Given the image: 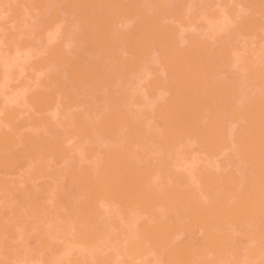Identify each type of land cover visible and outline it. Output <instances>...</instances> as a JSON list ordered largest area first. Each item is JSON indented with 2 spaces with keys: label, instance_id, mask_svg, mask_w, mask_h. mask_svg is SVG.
I'll return each mask as SVG.
<instances>
[{
  "label": "rangeland",
  "instance_id": "rangeland-1",
  "mask_svg": "<svg viewBox=\"0 0 264 264\" xmlns=\"http://www.w3.org/2000/svg\"><path fill=\"white\" fill-rule=\"evenodd\" d=\"M77 1L80 2V0H77ZM77 1L75 2L74 0H63V1L62 0H59V1L58 0H0V264H177V263L178 264H182V263L183 264H204V263L206 264L207 263L209 264H215V263L216 264H264V253H263L264 252L263 250L264 248V243H263L264 242L263 241L264 240V207H263L264 192H262L264 191V163H263L264 162V157H263L264 156V144H262L264 143V128H263L264 127V120H263L264 119V114H263L264 113L263 111L264 110V74H262L264 73V36H262L264 35V32H263L264 28H262L264 27V23H263L264 22L263 20L264 19V10H263L264 3L263 2L261 3V1L263 0H246V2L249 1L248 4L245 2V0H115L117 2L119 1V3L113 2L114 0H108V1L107 0H93V1L83 0L84 3L88 1V3H85L86 7L90 5L87 9H89L90 12L92 10L94 11V12L92 11V14H91L92 17L95 12H97L96 13L97 15L99 14V16H102V17L98 16L100 18L98 21H97L98 17H96L97 19L93 17L94 19L92 18L91 20L89 19L90 18L88 14L89 10L86 11V14L88 16L87 19H89L90 22L92 21L93 22L92 24H94L93 20H95V28L94 26L92 27V24H91L90 27L92 28L90 29L87 26L88 24L90 25V22L89 23L85 22L87 21V19H83L87 17L84 15V13L82 14V12L86 9H84L82 2L78 3ZM111 1L113 2V4ZM252 1L254 3H252ZM66 2L68 3L66 4ZM109 2H111L110 5L112 6L114 5V3H116L115 8L117 9H113L114 7L111 8V10L113 9V11L115 10V12L117 13L116 14L115 12L112 11L113 14L116 15L115 17L113 16V14H111L112 12L109 11L110 9ZM106 3L108 4L109 8L106 6L107 5ZM81 4H82V8L84 9L83 11L81 10L82 8L80 7ZM250 4L251 5L254 4V5L251 7ZM91 5L93 7L92 10L90 9L92 8ZM255 5H256V8L254 7ZM78 7H80V10L82 12H80V10L77 9ZM96 7L98 8L96 9ZM137 7L138 9H135ZM159 7L161 9H164L165 11L164 10L160 11L161 9ZM106 8L111 13L105 10ZM141 8H142V11H141ZM157 8H159L160 10L158 9L159 10L158 11ZM65 10H67L68 12ZM252 10H254V12ZM259 10L261 13L259 12ZM71 11H72V14H71ZM103 11L108 12L107 14L109 18H107L106 13L104 15L102 14ZM127 11L128 12L130 11L132 13L129 12L128 14ZM257 11L258 13H256ZM73 12L75 15L73 14ZM77 12L79 14H77ZM142 12L144 15L142 14ZM169 12L170 13L172 12V13L170 14ZM119 14H121V16ZM137 15H141L142 17L140 18V16H137ZM53 16H56V17H53ZM103 16H105L106 18ZM131 17H133L134 19L133 18L130 19ZM101 18L103 21L101 20ZM141 19L143 21L145 19L148 22L147 23L146 21L143 22ZM100 20L104 22L102 23L103 25L100 23L101 22ZM78 21L79 23L81 21V23L79 24ZM83 22H85L86 24L88 23V24L86 25ZM254 23H255V26H254ZM145 24L146 25L148 24L147 25L148 27H146ZM158 25H159V28H158ZM81 26H82V29H81ZM101 26L104 29L101 28ZM105 26L106 27L108 26L107 27L108 29ZM140 27L143 28V30ZM258 27H261L262 29ZM99 28H101L102 30L100 31ZM86 29H88L89 32L88 30L86 32L85 31ZM91 29L93 32L91 31ZM63 30L65 32H63ZM149 30L151 32L147 33ZM83 31H85L86 33ZM94 32H96V34ZM116 32L117 33L119 32V33L117 34ZM142 32H143V35H142ZM107 33L109 34V36L110 35L111 36L109 37ZM146 33L152 34V36H155L153 37L154 39L152 40L151 36L149 35V37L151 38V41L149 42V37H147ZM239 33L240 35H238ZM249 33H251L252 35L249 36ZM79 34L81 38L79 37L78 39ZM123 34L124 36H122ZM70 35L72 36V39ZM82 36L85 38H82ZM97 36H99L98 39H96ZM165 36L167 37V39L169 37L170 38L167 40ZM259 37H260V40H259ZM145 38H147L148 40L147 42ZM106 39H107V42L109 43L106 42ZM155 39H158V40L155 41ZM103 40H105L104 41L105 44H103L104 43ZM130 40L134 43L135 41L138 43L137 44L135 43V46H134V43L130 44L131 42ZM141 40L143 42H141ZM91 41L93 44H95V46L92 45ZM99 41L102 42V45H105V47L108 48V50H106L108 52L105 51V47L103 48ZM154 41H155V44H157L158 46L154 44ZM81 43H82V46H81ZM121 43L125 49L121 46ZM88 44H89V47H88ZM129 44L131 45L132 48L129 46ZM116 45H118L119 48ZM124 45H126V47ZM99 46L105 52H103L101 48H100L101 50L100 52ZM137 46L139 47L137 48ZM159 46L161 49L159 48ZM201 46L202 48L204 47L203 50L205 49L206 53L211 52L209 53V56H206L208 53L206 54L204 51L203 53L205 55L202 53V51L201 53L199 52L200 50H202V48H200ZM80 47H82V49H80ZM198 47L199 49H197L196 51V48ZM77 48L79 50H77ZM94 48H96V51ZM165 48H168V49H165ZM140 49L142 52L144 51L145 54L141 53ZM145 49L148 51H145ZM175 49H177L178 51ZM97 50L99 53L97 52ZM133 50H135V52ZM88 51H90V53ZM93 52L95 53V55ZM131 52L133 54H131ZM109 53L111 54V56ZM146 53L148 54V56ZM162 53L168 54V55H163ZM177 53L180 55L183 54L187 62L184 60L185 58H183V56L179 59L180 56L177 55ZM184 53L185 55L187 54L188 58L187 56L184 55ZM199 53L203 54L204 56L203 55L199 56L200 55ZM87 54H88V57H87ZM90 54L91 56H93L92 58ZM137 54L138 55L141 54L142 57L138 56ZM134 55H137V57H135ZM168 56L171 60H169ZM202 56L205 58L210 57V59L213 60V64H211V67L209 66L210 61H208L209 63L206 64L205 60L207 59L202 58ZM172 58L175 60H173ZM58 59H61V60H58ZM67 59H69L70 61ZM86 59L88 62L86 61ZM181 59L182 61H180ZM83 60H85L86 62L85 61L83 62ZM50 61L52 62L50 63ZM174 61L175 62L177 61V63H175L176 65L174 64ZM92 62L94 63L95 67ZM178 62L179 63L182 62L181 63L182 65L179 64ZM214 62L216 63V65H214L215 64ZM121 63H124V65H127V66H124ZM136 63H138L139 65ZM164 63H165V66L163 65ZM67 64H69L70 66L72 64H75V65H72L73 66L72 68V66L70 67ZM155 64H157V66ZM169 65H171V67H169ZM189 65L191 69L187 68L189 67ZM207 65L210 68L207 67ZM217 65L218 67L216 68ZM60 66H62L63 70L61 69ZM213 66L215 68H213ZM59 67L61 70L59 69ZM74 67H76V69H74ZM85 67L87 68L88 71L85 70L86 69ZM205 68L206 70H204ZM208 68L212 70L210 71L208 70ZM66 69L68 70V72ZM73 69L75 70L74 72H72ZM81 69L85 70L86 72L82 71ZM176 69H178L179 71ZM78 70L80 72H78ZM203 70L209 72L207 73L208 76L210 75L209 78L208 76H206L207 78L205 77V75L207 74H205ZM81 71L83 72V75L81 74L82 73ZM106 71L108 72V74ZM109 71L112 72L115 76L113 74H110ZM75 72L77 75H73V73L75 74ZM175 72H176V76H173L172 74H175ZM193 72H196L195 74L204 73V75L201 74L202 76L199 75L198 77L200 78H197V76L195 77V74L193 75ZM257 72L260 75H258ZM66 73H69V74H66ZM86 73H89V74H86ZM104 73L106 76L104 75ZM189 73L191 74V76ZM80 74H81V77L83 76L82 78L78 76ZM246 75H249V76H246ZM76 76H78L77 80H79V82L76 80L75 78ZM93 76H96L97 78ZM108 76L109 78H106ZM119 76L120 78H118ZM231 76L232 77L234 76V77L232 78ZM121 77L122 79H125V80H122ZM174 77L176 78L174 79ZM179 78L180 79L183 78V79L180 80ZM185 79L186 80L188 79L189 81H186ZM126 80L128 84H126ZM225 80H226V83H225ZM64 81L66 84L64 83ZM105 81L106 83H109V82L110 83L106 84ZM200 81H202L203 83H201ZM205 81H207L208 84ZM168 82L170 83V85ZM94 83H96L99 88ZM187 83L190 84V87H189V84ZM67 84L68 86H66ZM86 84L88 86H86ZM149 84H151L152 87L149 86ZM195 84L196 86H194ZM232 84L235 87H233ZM79 85L81 87H79ZM133 85H135L134 86L135 88L133 87ZM172 85L175 87H173ZM197 85L199 87H197ZM63 86L64 87L66 86L65 87L66 89ZM128 86L131 88H129ZM177 86L180 88H178ZM200 86H203V87H200ZM168 87H170L171 91L173 92H170V89ZM186 87L188 90L186 89ZM200 88L202 92L200 91ZM78 89L81 90V92ZM207 89H208V92H207ZM213 89L214 90L216 89V90L214 91ZM174 90L175 91L179 90V94H178V91H176L177 92L176 93ZM222 90H224V92ZM186 92H188L189 94L187 93L188 94L187 95ZM203 92L204 93L207 92V93L203 94ZM227 92H229V95H227L228 94ZM90 93L92 94L90 95ZM183 93L185 96L183 95ZM239 93L242 96H240ZM221 94L226 95V96L223 97ZM186 95L189 97H187ZM194 95L196 96V98ZM37 96H39L40 98L38 97L37 99ZM202 97L204 98L203 100H202ZM220 97H223L224 99L221 98L222 99L221 101ZM239 97L240 99H236ZM96 98H100V99H96ZM169 98L170 100L168 101ZM181 98H183L184 100ZM215 99L216 100L220 99V101L222 102L221 104H223L222 105L223 107L221 106L220 101H218L219 103H217ZM234 100L236 102H234ZM242 100H245V101H242ZM212 101L215 103L213 104ZM68 102L69 103L71 102V103L69 104ZM239 102L242 104V106ZM144 103H147L148 106ZM170 103L171 104L174 103V104L171 105ZM196 103L197 105H195ZM227 103L228 105L231 103V105L227 106L226 105ZM203 104L205 107L203 106ZM207 104L209 105L211 104L212 106L213 105L215 106L216 104L218 109L219 110L221 109V111L216 110L217 109L216 106L212 107L211 105L209 106ZM157 105L159 106L160 109L157 107ZM160 105H162L163 108ZM93 106L94 107L96 106V107L94 108ZM177 107L180 109H178ZM175 108L177 109V111L178 110L179 111L177 112ZM189 108L190 110H188ZM227 108L229 109V112L228 111L226 112ZM164 109L167 111H165ZM191 109L193 110L191 111ZM231 110H233V112ZM255 110L258 112H256ZM150 111L152 113H150ZM160 111H162V114L165 115L166 117L160 114ZM139 112H142V113H139ZM201 112L203 115L201 114ZM248 112L250 113L251 116L249 115ZM143 113L144 114L146 113V114L144 115ZM211 113L213 115H211ZM171 114L174 116H172ZM229 115H231L230 117L232 118L228 119ZM129 116L131 118H129ZM191 116H193L194 118ZM196 116L198 119L196 118ZM243 116H247V117L244 118ZM122 117L123 118L127 117V118L123 119ZM161 117L163 118L161 119ZM112 118L114 119L113 121H112ZM200 118L203 121L200 120ZM109 121L110 123H108ZM127 121L129 122V124L127 123ZM164 121H166L165 124H164ZM83 122H86V124H88L89 126ZM199 122L202 123L200 124L201 126L203 125L202 128H200L201 126L199 125ZM80 123L82 124V126ZM66 124H68V126ZM161 124H163L164 126ZM166 124L167 125L170 124L169 128ZM173 124H175V126ZM179 124L181 126H179ZM186 124H189V127ZM190 124L192 127L190 126ZM78 125H80L79 126L80 128L78 127ZM138 125L140 126L138 127ZM142 126L143 128H141ZM256 126L258 127V129ZM171 127L173 128L171 129ZM186 127L190 128L192 131L190 129L188 130ZM206 127L211 129L212 132L209 129L207 130ZM195 128H196V132H194ZM173 130L174 131L176 130V132L177 131L178 132L176 133ZM70 132L73 134H71ZM258 132L263 135H260ZM78 133L79 134L81 133V134L78 135ZM93 133L96 135H94ZM127 133L128 134L130 133V134L128 135ZM132 133L134 134V137ZM168 134L170 136L166 137V135ZM197 134L201 135V137H199ZM204 134H206L207 138L205 137ZM212 134L214 135L212 136ZM87 135L88 136L91 135V136L87 137ZM108 135L110 139L107 137ZM247 135L249 137H247ZM254 136L257 137V140L255 139ZM147 137L150 138V140H148ZM162 137L165 138L167 142ZM128 138H130V140ZM161 138L163 141L161 140ZM214 138L216 139V141ZM252 138L255 140H253ZM122 139L123 141H121ZM159 139L161 141H159ZM182 139L184 142H182ZM164 141L165 143H167L166 145H164L165 144ZM187 141H189V143ZM242 141H244V143ZM45 142L49 144H46ZM213 142L215 143V145ZM247 143L248 144L250 143V144L246 147ZM178 144L181 145L180 146L181 148L179 147ZM200 144L202 145L200 146ZM207 144L209 147L207 146ZM258 144H260L259 147H258ZM189 146H192V147L190 148ZM249 146H252V147L250 148ZM46 147H48L47 149H49L50 151L47 150ZM51 147H53V149ZM213 147L214 149H212ZM245 147L246 148L249 147L248 148L249 150L246 149ZM201 148L205 150H202ZM238 148L240 151L237 150ZM58 149L60 150V152ZM230 149H231V152H230ZM113 150L116 153H114ZM250 150L252 153L250 152ZM55 151L56 153H53ZM106 151L108 152V154L106 153ZM165 152H166V155H165ZM256 153L261 154L260 157L258 156L259 154L255 155ZM162 156L164 158H162ZM124 158H126V160ZM111 159L112 161L117 159L115 160L116 164H115V161L112 162ZM118 161L120 162L118 163ZM117 164L119 167L117 166ZM123 164L124 166H122ZM260 164L263 167L261 168L262 171L260 169L261 167ZM113 166L114 167L116 166V167L114 168ZM105 167L109 168L110 170ZM114 169H116L115 173L118 170L119 176H117L118 172L117 174L113 173ZM121 171H125L126 173L121 172ZM142 171H144L145 173ZM250 173L251 175H249ZM256 173H257V176H256ZM111 175L115 177L113 176L110 177ZM101 176H105V178L103 177L104 179L101 180L102 179ZM111 178H115V180ZM74 179L75 181H73ZM70 180L72 182H70ZM131 180L134 182H132ZM78 181L80 182L79 185H78ZM94 181L95 182L97 181L96 186H99L100 188L99 187L96 188V186L94 185L96 183ZM98 181L100 182V185L98 184ZM111 181H113V183ZM252 182H254V184H252ZM210 183H213V184L210 185ZM249 185L250 186L253 185L251 186L252 188ZM75 186L77 189L75 188ZM239 186H241L242 188ZM228 187L230 188V190L228 189ZM104 188H108V192H106L107 189H104ZM136 188H139V189L141 188V189L139 191V189H136ZM109 189H111L112 191L111 190L109 191ZM133 189L136 193L133 191ZM210 189H213V190L210 191ZM251 189L252 190L255 189L257 193L255 191H252ZM93 191H94V195H93ZM258 191L262 194H260ZM133 192L135 193V195ZM251 192L253 194H251ZM67 193H69L70 195ZM140 193H141V196H140ZM172 194L175 195V197ZM127 195L130 196L131 198L128 197ZM138 195L140 197H138ZM222 195L225 197L222 198ZM257 195L259 197L258 199L260 198L262 199L261 201L257 199ZM253 196L256 199H254ZM135 197H137L138 199ZM174 199L176 201H174ZM125 200L129 201V203L128 202L126 203ZM169 200L171 201L169 202ZM256 200L258 201V203L260 202L258 204L259 206L256 203L257 207L254 204ZM123 201L125 203H122ZM245 202L248 203L247 204L248 206L246 205ZM78 203L79 204L81 203V204L79 205ZM132 203H135V204H132ZM214 203L215 205L216 204L217 205L214 206ZM235 203L238 206L239 205L241 206L238 207ZM261 203H263V205H261ZM249 204L251 205L249 206ZM88 205L90 206L92 205L94 208L91 207L93 208L91 209L90 206ZM244 206L245 207L247 206V208H245ZM112 207L115 209L113 210ZM139 207L141 208L140 211L138 209ZM237 207L238 208L241 207V208L238 209ZM86 209L88 211L90 209L94 210V212L90 210V212L88 213ZM143 209L145 210L143 211ZM228 209L231 210V213H229ZM150 211L152 212L150 213ZM248 211H250L251 214H249ZM255 211L256 212L258 211V213L256 214ZM227 212L229 213V215ZM201 213L202 214L205 213L204 217L203 215H201ZM221 214H223L222 215L223 217L221 216ZM255 214L256 215L260 214V215L256 216ZM247 215H248V218H247ZM220 216L224 221L220 218ZM227 218H228V221H227ZM246 218H247V221H246ZM231 219H234V221ZM88 220H90V223L88 222ZM134 226H136L135 229H134ZM133 229L136 231H134ZM97 230L99 232H97ZM151 233H152V236H151ZM144 235L146 236V238ZM256 235L259 236V238H257ZM153 236L155 237L153 238ZM159 236H162V237H159ZM205 236L208 237L209 239L208 238L206 239ZM133 237L135 238L133 239ZM107 238L108 240L106 242L105 239ZM150 238L151 240L152 239L153 240L150 241ZM138 239L140 240V243ZM144 243L146 244L144 245ZM138 244L139 246H137ZM163 244L165 247L163 246ZM217 247L218 248L220 247V248L218 249ZM154 248L155 249L157 248V249L155 250ZM140 249H142L143 252H141ZM137 252L139 253L137 254ZM184 253L189 254V255H186V259H185ZM177 256L180 258L179 260H177L178 259ZM207 256H208V259H207ZM224 259H225V263H224ZM184 260L186 262H184Z\"/></svg>",
  "mask_w": 264,
  "mask_h": 264
},
{
  "label": "bare ground",
  "instance_id": "bare-ground-1",
  "mask_svg": "<svg viewBox=\"0 0 264 264\" xmlns=\"http://www.w3.org/2000/svg\"><path fill=\"white\" fill-rule=\"evenodd\" d=\"M58 1H59V0H58ZM62 1H63V0H62ZM74 1L76 2L77 0H74ZM84 1H86V0H84ZM84 1H83V0H82V1L80 0V2H78V1H77V2H78V3H81V2H82V3H83V7H84V9H86V10H84V9L82 8V4H81L80 7L82 8L81 10H82V11L84 10V11L82 12V11L80 10V7H78L77 9L80 10V12H82V14L84 13V15L87 16L86 11L89 10V9H87V8L90 6V5H89L90 3L88 4L89 6L86 7V4H85V3H88V1L85 2V3H84ZM91 1H93V0H91ZM107 1H108V0H107ZM35 2H36V1H35ZM68 2H69V1H68ZM68 2H66V4H67ZM95 2H97V1H95ZM101 2H102V1H101ZM111 2H112V1H111ZM111 2H109V5H110ZM113 2H117V1L114 0ZM113 2H112V4H113ZM121 2H122V1H121ZM243 2H244V1H243ZM245 2H246V0H245ZM248 2H249V1H248ZM248 2H246V3L248 4ZM250 2H251V1H250ZM262 2L264 3V0L261 1V3H262ZM40 3H41V2H40ZM40 3H39V4H40ZM73 3H74V2H73ZM92 3H94V2H92ZM117 3H119V1H118ZM138 3H139V2H138ZM252 3H254V2L252 1ZM33 4H34V3H33ZM33 4H32V6H33ZM58 4H59V3H58ZM97 4H98V3H97ZM102 4H103V3H102ZM106 4H107V3H106ZM106 4H105V5H106ZM136 4H137V3H136ZM247 4H246V5H247ZM37 5H38V3H37ZM69 5H70V4H69ZM69 5H67V6H69ZM93 5H94V4H93ZM103 5H104V4H103ZM115 5H116V3H114L113 6L110 5V6H109V7H110L109 11L112 12L113 9H117V8H115ZM133 5H134V4H133ZM139 5H140V4H139ZM250 5H251V4H250ZM253 5H254V4H252L251 7H252ZM256 5H257V4H256ZM256 5L254 6L255 8H256ZM261 5H262V4H261ZM35 6H36V5H35ZM72 6H73V4H72ZM78 6H79V5H78ZM94 6H95V5H94ZM106 6L108 7V4H107ZM106 6H105V7H106ZM111 6H112V7H111ZM117 6H118V5H117ZM120 6H121V5H120ZM120 6H119V8H120ZM125 6H126V5H125ZM154 6H155V5H154ZM75 7H76V6H75ZM85 7H86V8H85ZM91 7H92V5H91ZM105 7H104V8H105ZM109 7H108V8H109ZM113 7H114V8H113ZM139 7H140V6H139ZM162 7H163V5H162ZM249 7H250V6H249ZM263 7H264V6H263ZM263 7H262V8H263ZM68 8H69V7H68ZM68 8H67V9H68ZM71 8H72V7H71ZM73 8H74V7H73ZM97 8H98V7H96V9H97ZM111 8H113V9L111 10ZM159 8H160V7H159ZM159 8H157V10H158ZM262 8H260V9H262ZM90 9L92 10L93 7L90 8ZM124 9H125V8H124ZM124 9H123V10H124ZM131 9H132V7H131ZM135 9H138V7L135 8ZM160 9H161V8H160ZM160 9H159V10H160ZM249 9H251V8H249ZM70 10H71V9H70ZM70 10H69V11H70ZM74 10H75V9H74ZM101 10H103V9H101ZM105 10H107V8H106ZM159 10H158V11H159ZM163 10H164V9H161L160 11H163ZM256 10H257V9H256ZM263 10H264V9H263ZM65 11H67V10H65ZM92 11H93V10H92ZM92 11L90 12V10H89V13L87 12V13L89 14V17H90L89 19H91V20H92L93 17L96 18V17L99 16V14L97 15V14H96L97 12H95V13H94L95 15L93 14V17H92V16H91ZM95 11H96V10H95ZM107 11H108V10H107ZM109 11H108V12H109ZM116 11H117V10H116ZM141 11H142V8H141ZM164 11H165V10H164ZM167 11H168V9H167ZM167 11H166V12H167ZM252 11L254 12V10H252ZM67 12H68V11H67ZM78 12H79V11H78ZM78 12H77V14H79ZM93 12H94V11H93ZM100 12H101V11H100ZM108 12H104V11H103L102 14L104 15L105 13L107 14ZM111 12H109V13H111ZM113 12H115V10H114ZM113 12H112L111 14H113ZM125 12H126V11H125ZM129 12H130V11H129ZM129 12L127 11L128 14H129ZM259 12H260V10H259ZM75 13H76V12H75ZM98 13H99V12H98ZM115 13H116V12H115ZM120 13H121V12H120ZM130 13H132V12H130ZM136 13H137V11H136ZM139 13H140V12H139ZM162 13H163V12H162ZM169 13H170V12H169ZM171 13H172V12H171ZM171 13H170V14H171ZM256 13H258V11H257ZM260 13H261V12H260ZM71 14H72V11H71ZM73 14H74V12H73ZM111 14H110V15H111ZM116 14H117V13H116ZM142 14H143V12H142ZM142 14H141V15H142ZM160 14H161V13H160ZM165 14H166V13H165ZM262 14H263V13H262ZM262 14H261V16H262ZM74 15H75V14H74ZM80 15H81V14H80ZM100 15H101V14H100ZM119 15L121 16V14H119ZM119 15H118V16H119ZM132 15H133V14H132ZM141 15H137V16H140V18H141V17H142ZM143 15H144V14H143ZM167 15H169V14H167ZM78 16H79V15H78ZM113 16L115 17L116 15L113 14ZM125 16H126V15H125ZM130 16H131V15H130ZM130 16H129V17H130ZM211 16H212V14H211ZM51 17H52V16H51ZM53 17H56V16H53ZM99 17H102V16H99ZM99 17H98V19L96 18L97 21L100 19ZM103 17H105V16H103ZM123 17H124V16H123ZM129 17H128V18H129ZM209 17H210V16H209ZM214 17H215V16H214ZM248 17H250V16H248ZM259 17H260V16H259ZM87 18H88V16H87L86 18H83V19H87ZM105 18H106V17H105ZM107 18H109V17H108V14H107ZM111 18H112V17H111ZM117 18H118V17H117ZM132 18H133V17H131L130 19H132ZM155 18H156V17H155ZM160 18H161V17H160ZM212 18H213V16H212ZM251 18H252V17H251ZM262 18H263V17H262ZM51 19H52V18H51ZM77 19H78V18H77ZM89 19H87V21H85V22H88V23H89V22H90ZM93 19H94V18H93ZM103 19H104V18H103ZM133 19H134V18H133ZM137 19H139V18H137ZM145 19H146V18H145ZM145 19H144V21H146ZM242 19H243V18H242ZM79 20H81V19H79ZM101 20H102V18H101ZM101 20H100V21H101ZM104 20H105V19H104ZM112 20H113V19H112ZM115 20H116V19H115ZM141 20H142V19H141ZM150 20H151V19H150ZM158 20H160V19H158ZM211 20H212V19H211ZM252 20H253V19H252ZM263 20H264V19H263ZM55 21H57V20H55ZM83 21H84V20H83ZM93 21H94V24H92L93 22L91 21V22H90V25H89L88 23H87V24H88V25H87L85 22H83V23L86 24V25L89 27V29L92 28L93 26H94V28H95V20H93ZM102 21H103V20H102ZM102 21L100 22L101 24L104 23V22H102ZM106 21H107V20H106ZM109 21H110V20H109ZM109 21H108V22H109ZM113 21H114V20H113ZM142 21H143V20H142ZM142 21H141V22H142ZM144 21H143V22H144ZM153 21H154V20H153ZM153 21H151V22H153ZM155 21H156V20H155ZM209 21H210V20H209ZM244 21H245V20H244ZM244 21H242V22H244ZM259 21H260V20H259ZM259 21H257V22H259ZM52 22H53V21H52ZM116 22H117V21H116ZM147 22H148V21H146V23H147ZM242 22H241V23H242ZM253 22H254V21H253ZM253 22H252V23H253ZM257 22H256V23H257ZM261 22H262V21H261ZM261 22H260V23H261ZM78 23H79V21H78ZM78 23H77V24H78ZM80 23H81V21H80ZM80 23H79V24H80ZM110 23H111V22H110ZM138 23H139V21H138ZM248 23H249V22H248ZM263 23H264V22H263ZM91 24H92V27H90ZM96 24H97V22H96ZM98 24H99V22H98ZM101 24H100V25H101ZM113 24H114V23H113ZM143 24H144V23H143ZM149 24H150V23H149ZM246 24H247V23H246ZM250 24H251V23H250ZM250 24H248V25H250ZM82 25H83V24H82ZM102 25H103V24H102ZM104 25H105V24H104ZM116 25H117V23H116ZM145 25H146V24H145ZM145 25H144V27H145ZM147 25H148V24H147ZM147 25H146V27H148ZM156 25H157V24H156ZM258 25H259V23H258ZM136 26H137V25H136ZM139 26H140V25H139ZM245 26H246V25H245ZM254 26H255V23H254ZM256 26H257V25H256ZM260 26H261V25H260ZM83 27H84V26H83ZM98 27H99V25H98ZM105 27H106V26H105ZM107 27H108V26H107ZM107 27H106V28H107ZM109 27H110V26H109ZM151 27H152V26H151ZM156 27H157V26H156ZM156 27H155V28H156ZM214 27H215V26H214ZM218 27H219V26H218ZM241 27H242V25H241ZM79 28H80V27H79ZM101 28H103V27L101 26ZM101 28H99L100 31L102 30ZM112 28H113V27H112ZM140 28H141V27H140ZM158 28H159V25H158ZM161 28H162V27H161ZM258 28L262 29V28H264V27H262V28H261V27H258ZM65 29H66V28H65ZM81 29H82V26H81ZM97 29H98V28H97ZM103 29H104V28H103ZM107 29H108V28H107ZM107 29H106V30H107ZM141 29L143 30V28H141ZM243 29H244V27H243ZM87 30H88V29H86L85 31L87 32ZM115 30H116V29H115ZM145 30H146V29H145ZM147 30H148V29H147ZM156 30H158V29H156ZM168 30H169V29H168ZM241 30H242V29H241ZM245 30H246V29H245ZM245 30H244V31H245ZM85 31H83V32H85ZM91 31H92V29H91ZM95 31H96V30H95ZM109 31H110V30H109ZM109 31H108V32H109ZM256 31H257V30H256ZM260 31H261V30H260ZM63 32H65V31L63 30ZM80 32H81V31H80ZM86 32H85V33H86ZM88 32H89V30H88ZM92 32H93V31H92ZM104 32H105V31H104ZM106 32H107V31H106ZM114 32H115V31H114ZM135 32H136V31H135ZM139 32H140V31H139ZM145 32H147V31H145ZM149 32H151V31L149 30L147 33H149ZM163 32H164V31H163ZM170 32H171V31H170ZM250 32H251V31H250ZM263 32H264V31H263ZM94 33L96 34V32H94ZM98 33H100V32H98ZM111 33H112V32H111ZM116 33H117V32H116ZM118 33H119V32H118ZM118 33H117V34H118ZM125 33H126V32H125ZM125 33H124V34H125ZM147 33H146V34H147ZM158 33H159V31H158ZM158 33H157V34H158ZM234 33H236V32H234ZM234 33H233V34H234ZM65 34H66V33H65ZM68 34H69V33H68ZM70 34H71V33H70ZM107 34H108V33H107ZM124 34H123L122 36H124ZM138 34H139V33H138ZM140 34H141V33H140ZM160 34H161V33H160ZM169 34H170V33H169ZM219 34H220V33H219ZM244 34H245V33H244ZM262 34H263V33H262ZM86 35H87V34H86ZM101 35H102V34H101ZM120 35H121V34H120ZM131 35H132V34H131ZM142 35H143V32H142ZM149 35L151 36V38H152V40H153V39H154L153 37H155V36H152V34H147V37H149ZM163 35H164V34H163ZM238 35H240V33H239ZM246 35H247V34H246ZM246 35H245V36H246ZM250 35H252V34L249 33V36H250ZM259 35H260V34H259ZM70 36H71V35H70ZM75 36H76V35H75ZM99 36H100V35H99ZM99 36H97L96 39H98ZM103 36H104V35H103ZM108 36H109V34H108ZM110 36H111V35H110ZM110 36H109V37H110ZM112 36H113V34H112ZM138 36H139V35H138ZM138 36H137V37H138ZM145 36H146V35H145ZM145 36H144V37H145ZM166 36H167V35H166ZM166 36H165V38L167 39ZM262 36H264V35H262ZM79 37H80V34H79V36H78V39H79ZM93 37H94V36H93ZM140 37H141V36H140ZM212 37H213V36H212ZM217 37H218V36H217ZM252 37H253V36H252ZM80 38H81V37H80ZM82 38H85V37L82 36ZM89 38H90V37H89ZM105 38H106V37H105ZM116 38H117V37H116ZM126 38H127V37H126ZM126 38H125V39H126ZM151 38L149 37V42L151 41ZM160 38H161V37H160ZM169 38H170V37H169ZM169 38H168V39H169ZM234 38H235V37H234ZM71 39H72V36H71ZM75 39H77V38H75ZM101 39H103V38H101ZM108 39H109V38H108ZM117 39H118V38H117ZM121 39H122V38H121ZM130 39H132V38H130ZM134 39H135V38H134ZM141 39H142V38H141ZM143 39H144V38H143ZM145 39H146V42H147V41H148L147 38H145ZM168 39H167V40H168ZM220 39H221V38H220ZM254 39H255V38H254ZM80 40H81V39H80ZM86 40H87V39H86ZM92 40H93V38H92ZM99 40H100V39H99ZM111 40H112V39H111ZM156 40H158V39H155V41H156ZM161 40H162V39H161ZM167 40H166V41H167ZM203 40H205V39H203ZM259 40H260V37H259ZM74 41H75V40H74ZM94 41H95V40H94ZM100 41H101V40H100ZM100 41H99V42H100ZM104 41H105V40H103V42H104ZM130 41H131V40H130ZM139 41H140V40H139ZM155 41H154V44H155ZM194 41H195V40H194ZM218 41H219V40H218ZM256 41H257V39H256ZM81 42H82V41H81ZM86 42H87V41H86ZM106 42H107V39H106ZM116 42H117V40H116ZM124 42H125V40H124ZM126 42H127V40H126ZM141 42H143V41L141 40ZM141 42H140V43H141ZM152 42H153V41H152ZM163 42H164V40H163ZM196 42H197V41H196ZM76 43H77V42H76ZM89 43H90V42H89ZM91 43H92V41H91ZM107 43H109V42H107ZM112 43H113V42H112ZM118 43H119V42H118ZM118 43H117V44H118ZM122 43H123V42H122ZM122 43H121V46H122ZM128 43H129V42H128ZM128 43H127V44H128ZM131 43H134V42L131 41L130 44H131ZM135 43L137 44L138 42L135 41ZM135 43H134V46H135ZM156 43H157V42H156ZM168 43H169V42H168ZM193 43H194V42H193ZM199 43H200V42H199ZM98 44H99V43H98ZM100 44H101V46H102L103 48L105 47V45H102V42H100ZM103 44H105V42H104ZM130 44H129V46L131 47ZM158 44H159V43H158ZM211 44H212V42H211ZM84 45H85V44H84ZM92 45L95 46V44H93V43H92ZM96 45H97V44H96ZM110 45H111V44H110ZM110 45H108V46H110ZM113 45H114V44H113ZM138 45H139V44H138ZM147 45H148V44H147ZM151 45H152V44H151ZM155 45H157V44H155ZM167 45H168V44H167ZM169 45H171V44H169ZM76 46H77V45H76ZM81 46H82V43H81ZM114 46H115V45H114ZM114 46H113V47H114ZM116 46L118 47V45H116ZM124 46L126 47V45H124ZM129 46H127V47H129ZM140 46H142V45H140ZM144 46H146V45H144ZM157 46H158V45H157ZM210 46H211V45H210ZM84 47H85V46H84ZM88 47H89V44H88ZM122 47H123V46H122ZM138 47H139V46H137V48H138ZM147 47H148V46H147ZM150 47H151V46H150ZM150 47H149V48H150ZM166 47H167V46H166ZM171 47H172V46H171ZM100 48H101V47L99 46V50H100ZM106 48H107V47H105V51L108 50V48H107V49H106ZM118 48H119V47H118ZM123 48H124V47H123ZM131 48H132V47H131ZM135 48H136V47H135ZM135 48H134V49H135ZM159 48H160V46H159ZM168 48H170V47H168ZM168 48H165V49H168ZM174 48H175V47H174ZM187 48H189V47H187ZM187 48H186V49H187ZM200 48H202V46H201ZM203 48H204V47H203ZM203 48H202V50L199 51L200 53H201V51H202V53H203V51L206 53V50H205V49L203 50ZM205 48H206V47H205ZM80 49H82V47H80ZM94 49H95V51H96V48H94ZM97 49H98V47H97ZM114 49H115V48H114ZM124 49H125V48H124ZM141 49H142V48H141ZM141 49H140V51H141ZM160 49H161V48H160ZM197 49H199V47L196 48V51H197ZM210 49H211V48H210ZM77 50H79V49L77 48ZM88 50H89V48H88ZM101 50H103V49L101 48ZM101 50H100V52H101ZM109 50H111V49H109ZM128 50H129V49H128ZM128 50H127V51H128ZM135 50H136V49H135ZM135 50H133V51L135 52ZM149 50H150V49H149ZM173 50H174V49H173ZM175 50H177V49H175ZM178 50H179V48H178ZM178 50H177V51H178ZM181 50H182V49H181ZM184 50H185V49H184ZM190 50H191V48H190ZM194 50H195V49H194ZM216 50H217V49H216ZM91 51H92V49H91ZM105 51L103 50V52H105ZM140 51H139V53H140ZM145 51H148V50L145 49ZM207 51H208V50H207ZM210 51H211V50H210ZM221 51H222V50H221ZM223 51H224V50H223ZM86 52H87V51H86ZM88 52L90 53V51H88ZM97 52H98V50H97ZM106 52H108V51H106ZM161 52H162V51H161ZM164 52H165V51H164ZM169 52H170V51H169ZM93 53H94V52H93ZM98 53H99V52H98ZM141 53H144V51H143V52L141 51ZM165 53H166V52H165ZM167 53H168V52H167ZM172 53H173V52H172ZM179 53H180V52H179ZM186 53H187V52H186ZM191 53H192V51H191ZM200 53H199V54H200ZM207 53H208V52H207ZM207 53H206V54H207ZM209 53H211V52H209ZM209 53H208L206 56H209ZM213 53H215V52H213ZM101 54H103V53H101ZM109 54H110V53H109ZM112 54H113V53H112ZM118 54H119V53H118ZM131 54H133V53L131 52ZM144 54H145V53H144ZM146 54H147V53H146ZM160 54H161V53H160ZM162 54H163V55H168L169 53H168V54H164V53H162ZM181 54H182V53H181ZM187 54H188V53H187ZM187 54L185 55V53H184L185 56H187ZM189 54H190V53H189ZM203 54H204V53H203ZM203 54H200L199 56H201V55H203ZM85 55H86V54H85ZM94 55H95V53H94ZM99 55H100V54H99ZM137 55H138V54H137ZM137 55H134V56L137 57ZM177 55L180 56V57L178 56L179 59L183 56V54L180 55V54H178V53H177ZM177 55H176V56H177ZM193 55H194V54H193ZM204 55H205V54H204ZM204 55H203V56H204ZM90 56H91V54H90ZM90 56H89V58H90ZM107 56H108V55H107ZM110 56H111V54H110ZM118 56H119V55H118ZM138 56H141V54L138 55ZM147 56H148V54H147ZM176 56H175V57H176ZM203 56H202V58H205V57H203ZM217 56H218V55H217ZM57 57H58V56H57ZM87 57H88V54H87ZM92 57H93V56H91V58H92ZM141 57H142V56H141ZM141 57H140V58H141ZM165 57H167V56H165ZM165 57H164V58H165ZM81 58H82V56H81ZM84 58H86V57H84ZM143 58H144V56H143ZM150 58H151V57H150ZM164 58H163V59H164ZM168 58H169V56H168ZM173 58H174V56H173ZM173 58H172V59H173ZM176 58H177V57H176ZM183 58H185V57L183 56ZM187 58H188V56H187ZM208 58H209V60H208ZM214 58H215V57H214ZM65 59H66V57H65ZM65 59H64V60H65ZM70 59H71V58H70ZM119 59H120V58H119ZM119 59H118V60H119ZM129 59H130V58H129ZM146 59H147V58H146ZM165 59H166V58H165ZM179 59H178V60H179ZM194 59H195V58H194ZM197 59H198V58H197ZM205 59H207V60H205V61H206V64L209 63L208 61H210V65H209V66L211 67V64H213V60H211L210 57H207V58H205ZM217 59H218V58H217ZM223 59H224V58H223ZM55 60H56V59H55ZM58 60H61V59H58ZM67 60H69V59H67ZM71 60H72V59H71ZM80 60H81V59H80ZM90 60H91V59H90ZM115 60H116V59H115ZM115 60H114V61H115ZM127 60H128V59H127ZM127 60H126V62H127ZM159 60H161V59H159ZM169 60H171V59L169 58ZM173 60H175V59H173ZM184 60L186 61V58H185ZM189 60H190V58H189ZM189 60H188V61H189ZM218 60H219V59H218ZM69 61H70V60H69ZM69 61H68V62H69ZM84 61H85V60H83V62H84ZM86 61H87V59H86ZM86 61H85V62H86ZM99 61H100V60H99ZM111 61H113V60H111ZM130 61H132V60H130ZM180 61H182V59H181ZM191 61H192V60H191ZM198 61H199V60H198ZM211 61H212V62H211ZM219 61H220V60H219ZM221 61H222V60H221ZM227 61H228V60H227ZM51 62H52V61H50V63H51ZM57 62H58V61H57ZM60 62H61V61H60ZM87 62H88V61H87ZM89 62H90V61H89ZM122 62H124V61H122ZM126 62H125V63H126ZM147 62H148V61H147ZM164 62H165V61H164ZM186 62H187V61H186ZM203 62H204V61H203ZM64 63H65V62H64ZM64 63H63V64H64ZM73 63H74V62H73ZM92 63H93V62H92ZM96 63H97V62H96ZM98 63H99V62H98ZM113 63H114V62H113ZM134 63H135V61H134ZM141 63H142V61H141ZM152 63H153V62H152ZM169 63H170V62H169ZM175 63H177V61H176V62L174 61V64H175ZM178 63H179V62H178ZM181 63H182V62H180L179 64H181ZM193 63H194V62H193ZM196 63H197V62H196ZM214 63H215V62H214ZM225 63H226V62H225ZM57 64H58V63H57ZM65 64H66V63H65ZM100 64H101V63H100ZM109 64H110V63H109ZM109 64H108V65H109ZM121 64L124 65V63H121ZM126 64H127V63H126ZM132 64H133V62H132ZM136 64H138V63H136ZM144 64H145V63H144ZM157 64H158V63H157ZM157 64H155V65L157 66ZM183 64H184V62H183ZM188 64H189V63H188ZM206 64H205V65H206ZM221 64H222V63H221ZM52 65H53V64H52ZM61 65H62V64H61ZM67 65H69V64H67ZM72 65H75V64H72ZM72 65H71V66H72ZM82 65H84V64H82ZM87 65H88V64H87ZM93 65H94V63H93ZM104 65H105V64H104ZM106 65H107V64H106ZM111 65H112V64H111ZM129 65H130V64H129ZM138 65H139V64H138ZM138 65H136V66H138ZM163 65L165 66V63H164ZM175 65H176V64H175ZM181 65H182V64H181ZM195 65H196V64H195ZM197 65H198V64H197ZM203 65H204V64H203ZM214 65H216V63H215ZM69 66H70V65H69ZM71 66H70V67H71ZM85 66H86V65H85ZM124 66H127V65H124ZM144 66H145V65H144ZM179 66H180V65H179ZM187 66H188V65H187ZM193 66H194V64H193ZM209 66L207 65V67H209ZM224 66H225V64H224ZM60 67H61V69L63 70L62 66H60ZM60 67H59V69H60ZM66 67H67V66H66ZM76 67H77V66H76ZM76 67H74V69H76ZM80 67H81V66H80ZM89 67H90V66H89ZM94 67H95V65H94ZM96 67H97V66H96ZM167 67H168V66H167ZM169 67H171V65H169ZM173 67H174V66H173ZM177 67H178V66H177ZM182 67H183V66H182ZM210 67H209V68H210ZM217 67H218V65L216 66V68H217ZM222 67H223V66H222ZM72 68H73V66H72ZM85 68H86V67H85ZM92 68H93V67H92ZM103 68H104V67H103ZM123 68H124V67H123ZM175 68H176V67H175ZM175 68H174V69H175ZM183 68H184V67H183ZM187 68L189 69V68H190V65H189V67H187ZM209 68H208V70H210ZM213 68H215V67L213 66ZM253 68H254V67H253ZM61 69H60V70H61ZM64 69H65V68H64ZM70 69H71V68H70ZM74 69H73V71H72V70H71V71L74 72V71H75ZM78 69H80V68H78ZM95 69H96V68H95ZM111 69H112V68H111ZM143 69H144V68H143ZM161 69H162V68H161ZM174 69H173V70H174ZM185 69H186V68H185ZM190 69H191V68H190ZM194 69H195V68H194ZM194 69H193V70H194ZM197 69H198V68H197ZM197 69H196V70H197ZM200 69H201V68H200ZM202 69H203V68H202ZM219 69H220V68H219ZM227 69H228V67H227ZM60 70H59V71H60ZM66 70H67V69H66ZM66 70H64V71H66ZM68 70H69V68H68ZM68 70H67V72H68ZM81 70H82V69H81ZM85 70H87V68H86ZM85 70H82V71H85ZM97 70H98V69H97ZM100 70H101V69H100ZM106 70H107V68H106ZM134 70H135V69H134ZM169 70H170V69H169ZM176 70H178V69H176ZM204 70H206V68H205ZM204 70H203V72H205V74L209 73V72L204 71ZM211 70H212V69H211ZM211 70H210V71H211ZM225 70H226V69H225ZM230 70H231V69H230ZM250 70H251V69H250ZM254 70H255V69H254ZM82 71H81V72H82ZM87 71H88V70H87ZM110 71H111V70H110ZM110 71H109V72H110ZM114 71H115V70H114ZM178 71H179V70H178ZM181 71H182V70H181ZM185 71H186V70H185ZM185 71H184V72H185ZM218 71H219V70H218ZM222 71H223V70H222ZM72 72H71V73H72ZM78 72H80V71L78 70ZM85 72H86V71H85ZM97 72H98V71H97ZM103 72H104V71H103ZM106 72H107V71H106ZM106 72H105V73H106ZM121 72H123V71H121ZM176 72H177V71H176ZM176 72H175V74H172V73H171V74H172L173 76H176ZM196 72H197V71H196ZM196 72H193V75H194ZM216 72H217V71H216ZM258 72H259V71H258ZM258 72H257V74H258ZM90 73H91V72H90ZM100 73H101V72H100ZM105 73H104V75H105ZM173 73H174V72H173ZM177 73H178V72H177ZM180 73H182V72H180ZM220 73H221V72H220ZM225 73H226V72H225ZM52 74H53V72H52ZM66 74H69V73H66ZM81 74L83 75V72H82ZM81 74L78 75V76L81 77ZM86 74H89V73H86ZM92 74H93V72H92ZM107 74H108V72H107ZM110 74H113V73L110 72ZM168 74H170V73H168ZM189 74H190V73H189ZM189 74H188V75H189ZM201 74L204 75V73H201ZM201 74H198V73H197V74H195V77L197 76V78H200V77H198V76L201 75ZM210 74H211V73H210ZM222 74H223V73H222ZM235 74H236V73H235ZM251 74H252V73H251ZM262 74H264V73H262ZM56 75H57V74H56ZM64 75H65V74H64ZM64 75H63V76H64ZM70 75H71V74H70ZM73 75H77L76 72H75V74L73 73ZM90 75H91V74H90ZM113 75H114V74H113ZM165 75H167V74H165ZM183 75H184V74H183ZM244 75H245V74H244ZM258 75H260V74H258ZM67 76H68V75H67ZM78 76L75 77L76 80L78 79ZM85 76H86V75H85ZM96 76H97V75H96ZM96 76H93V77H96ZM102 76H103V75H102ZM105 76H106V75H105ZM114 76H115V75H114ZM137 76H139V75H137ZM173 76H172V78H173ZM177 76H179V75H177ZM185 76H186V75H185ZM190 76H191V74H190ZM201 76H202V75H201ZM206 76H208V74L205 75V77H206ZM209 76H210V75H209ZM209 76H208V78H209ZM216 76H217V75H216ZM241 76H242V75H241ZM246 76H249V75H246ZM51 77H52V76H51ZM64 77H65V76H64ZM68 77H69V76H68ZM73 77H74V76H73ZM82 77H83V76H82ZM82 77H81V78H82ZM88 77H89V76H88ZM156 77H157V76H156ZM181 77H182V76H181ZM183 77H184V76H183ZM186 77H187V76H186ZM192 77H193V76H192ZM203 77H204V76H203ZM214 77H215V76H214ZM218 77H219V75H218ZM231 77H232V76H231ZM233 77H234V76H233ZM233 77H232V78H233ZM260 77H261V76H260ZM60 78H61V77H60ZM81 78H80V79H81ZM96 78H97V77H96ZM104 78H105V77H104ZM106 78H109V76L106 77ZM118 78H120V76H119ZM127 78H128V76H127ZM153 78H154V77H153ZM159 78H160V77H159ZM168 78H169V77H168ZM168 78H167V79H168ZM175 78H176V77H174V79H175ZM187 78H188V77H187ZM201 78H202V77H201ZM206 78H207V77H206ZM206 78H205V79H206ZM212 78H213V77H212ZM229 78H230V77H229ZM253 78H254V77H253ZM67 79H68V78H67ZM69 79H70V78H69ZM99 79H101V78H99ZM121 79H122V77H121ZM137 79H138V78H137ZM137 79H136V80H137ZM179 79H180V78H179ZM179 79H178V80H179ZM182 79H183V78H182ZM182 79H180V80H182ZM188 79H189V78H188ZM188 79H187V80L185 79V80H186V81H189ZM193 79H194V78H193ZM243 79H244V78H243ZM249 79H250V77H249ZM71 80H72V79H71ZM86 80H87V79H86ZM86 80H85V81H86ZM108 80H109V79H108ZM122 80H125V79H122ZM168 80H169V79H168ZM172 80H173V79H172ZM191 80H192V79H191ZM196 80H197V79H196ZM202 80H203V79H202ZM209 80H210V79H209ZM233 80H234V79H233ZM256 80H257V79H256ZM259 80H260V78H259ZM52 81H53V80H52ZM61 81H62V79H61ZM77 81L79 82V80H77ZM77 81H75V82H77ZM83 81H84V80H83ZM117 81H118V80H117ZM152 81H153V80H152ZM192 81H193V80H192ZM210 81H211V80H210ZM236 81H237V80H236ZM57 82H58V81H57ZM81 82H82V80H81ZM100 82H101V81H100ZM100 82H99V83H100ZM103 82H104V80H103ZM132 82H133V81H132ZM132 82H131V83H132ZM136 82H137V81H136ZM173 82H174V81H173ZM200 82L203 83L202 81H200ZM205 82H207V81H205ZM211 82H212V81H211ZM233 82H234V81H233ZM238 82H239V81H238ZM238 82H236V83H238ZM256 82H257V81H256ZM260 82H261V81H260ZM54 83H55V82H54ZM59 83H60V82H59ZM64 83H65V81H64ZM64 83H63V85H64ZM84 83H85V82H84ZM84 83H83V84H84ZM105 83H106V81H105ZM109 83H110V82H109ZM109 83H106V84H109ZM123 83H124V82H123ZM129 83H130V81H129ZM162 83H163V82H162ZM168 83H169V82H168ZM182 83H183V82H182ZM184 83H185V82H184ZM194 83H195V82H194ZM194 83H193V84H194ZM225 83H226V80H225ZM228 83H229V82H228ZM228 83H227V84H228ZM231 83H232V82H231ZM65 84H66V83H65ZM89 84H90V83H89ZM94 84H96V83H94ZM120 84H121V83H120ZM126 84H128V83H127V80H126ZM160 84H161V83H160ZM173 84H174V83H173ZM187 84H189V83H187ZM207 84H208V82H207ZM207 84H206V85H207ZM244 84H245V83H244ZM251 84H252V83H251ZM254 84H255V83H254ZM256 84H257V83H256ZM259 84H260V83H259ZM54 85H55V84H54ZM98 85H99V84H98ZM123 85H124V84H123ZM139 85H140V84H139ZM162 85H163V84H162ZM166 85H168V84H166ZM169 85H170V83H169ZM175 85H176V83H175ZM178 85H179V83H178ZM201 85H202V84H201ZM211 85H212V84H211ZM229 85H230V84H229ZM248 85H249V84H248ZM61 86H62V85H61ZM66 86H68V84H67ZM66 86H65V87H66ZM84 86H85V85H84ZM86 86H88V85L86 84ZM86 86H85V87H86ZM96 86H97V84H96ZM107 86H108V85H107ZM126 86H127V85H126ZM130 86H131V84H130ZM134 86H135V85H133V87H134ZM149 86H151V84H149ZM158 86H159V85H158ZM172 86H173V85H172ZM172 86H171V87H172ZM184 86H185V85H184ZM194 86H196V84H195ZM194 86H193V87H194ZM222 86H223V85H222ZM224 86H225V85H224ZM226 86H228V85H226ZM230 86H231V85H230ZM232 86H233V84H232ZM242 86H243V85H242ZM63 87H64V86H63ZM65 87H64V88H65ZM79 87H81V86L79 85ZM94 87H95V86H94ZM97 87H98V86H97ZM105 87H106V86H105ZM110 87H111V86H110ZM128 87H129V86H128ZM128 87H127V88H128ZM141 87H142V86H141ZM144 87H145V86H144ZM151 87H152V86H151ZM166 87H167V86H166ZM173 87H175V86H173ZM177 87H178V86H177ZM189 87H190V84H189ZM189 87H188V88H189ZM197 87H199V86L197 85ZM197 87H196V88H197ZM200 87H203V86H200ZM208 87H209V86H208ZM233 87H235V86H233ZM56 88H57V87H56ZM64 88H63V89H64ZM74 88H76V87H74ZM95 88H96V87H95ZM98 88H99V87H98ZM106 88H107V87H106ZM108 88H109V87H108ZM129 88H131V87H129ZM134 88H135V87H134ZM159 88H160V87H159ZM164 88H165V87H164ZM164 88H163V89H164ZM168 88L170 89V87H168ZM178 88H180V87H178ZM212 88H213V87H212ZM223 88H224V87H223ZM65 89H66V88H65ZM72 89H73V88H72ZM79 89H80V88H79ZM79 89H78V90H79ZM83 89H84V88H83ZM89 89H90V88H89ZM93 89H94V88H93ZM137 89H138V88H137ZM172 89H173V88H172ZM186 89H187V87H186ZM190 89H191V88H190ZM193 89H194V88H193ZM198 89H199V88H198ZM218 89H219V88H218ZM226 89H228V88H226ZM237 89H238V88H237ZM259 89H260V88H259ZM56 90H57V89H56ZM58 90H59V89H58ZM115 90H116V89H115ZM115 90H114V91H115ZM120 90H121V88H120ZM120 90H119V92H120ZM130 90H131V89H130ZM167 90H168V89H167ZM187 90H188V89H187ZM202 90H203V88H202ZM213 90H214V89H213ZM215 90H216V89H215ZM215 90H214V91H215ZM235 90H236V89H235ZM244 90H245V89H244ZM64 91H65V90H64ZM72 91H73V90H72ZM76 91H77V90H76ZM79 91L81 92V90H79ZM86 91H87V90H86ZM90 91H91V90H90ZM96 91H97V89H96ZM96 91H95V92H96ZM103 91H104V90H103ZM107 91H108V89H107ZM114 91H113V92H114ZM122 91H123V89H122ZM156 91H157V90H156ZM174 91H175V90H174ZM176 91H178V94H179V90H176ZM176 91H175V92H176ZM182 91H183V90H182ZM182 91H181V92H182ZM192 91H193V90H192ZM200 91H201V88H200ZM204 91H205V89H204ZM219 91H220V90H219ZM222 91L224 92V90H222ZM236 91H237V90H236ZM245 91H246V90H245ZM66 92H67V91H66ZM87 92H88V91H87ZM87 92H86V93H87ZM127 92H128V91H127ZM127 92H126V93H127ZM129 92H130V91H129ZM131 92H133V91H131ZM135 92H136V91H135ZM154 92H155V91H154ZM170 92H173V91H171V89H170ZM170 92H168V93H170ZM189 92H191V91H189ZM201 92H202V91H201ZM207 92H208V89H207ZM207 92H205V93H207ZM220 92H221V91H220ZM59 93H60V92H59ZM62 93H63V92H62ZM62 93H61V94H62ZM73 93H74V92H73ZM82 93H83V92H82ZM98 93H99V92H98ZM121 93H122V92H121ZM176 93H177V92H176ZM184 93H185V92H184ZM184 93H183V95H184ZM187 93H188V92H186V94H187ZM192 93H194V92H192ZM205 93L203 92V94H205ZM211 93H212V91H211ZM217 93H218V92H217ZM227 93H228L227 95H229V92H227ZM233 93H234V92H233ZM241 93H243V92H241ZM245 93H247V92H245ZM77 94H78V93H77ZM91 94H92V93H90V95H91ZM108 94H109V93H108ZM123 94H124V93H123ZM123 94H122V95H123ZM174 94H175V93H174ZM188 94H189V93H188ZM188 94H187V95H188ZM190 94H191V93H190ZM215 94H216V93H215ZM218 94H219V93H218ZM239 94H240V93H239ZM47 95H48V94H47ZM63 95H64V94H63ZM72 95H73V94H72ZM87 95H88V94H87ZM90 95H89V96H90ZM99 95H101V94H99ZM127 95H129V94H127ZM166 95H167V94H166ZM169 95H171V94H169ZM181 95H182V94H181ZM187 95H186V96H187ZM198 95H199V94H198ZM221 95H222L223 97L226 96V95H223V94H221ZM39 96H40V95H39ZM39 96H37V99H38ZM68 96H69V95H68ZM73 96H74V95H73ZM73 96H72V97H73ZM92 96H93V95H92ZM96 96H97V95H96ZM125 96H126V95H125ZM172 96H173V95H172ZM172 96H170V97H172ZM184 96H185V95H184ZM194 96H195V95H194ZM206 96H207V95H206ZM210 96H211V95H210ZM214 96H215V95H214ZM230 96H231V95H230ZM230 96H229V97H230ZM240 96H242V95L240 94ZM69 97H70V96H69ZM72 97H71V98H72ZM100 97H101V96H100ZM130 97H131V96H130ZM133 97H134V96H133ZM181 97H182V96H181ZM187 97H189V96H187ZM198 97H199V96H198ZM204 97H205V95H204ZM223 97H220V99L223 98ZM234 97H235V95H234ZM244 97H245V96H244ZM39 98H40V97H39ZM53 98H54V97H53ZM74 98H75V97H74ZM179 98H180V96H179ZM183 98H184V97H183ZM183 98H181V99H183ZM190 98H191V97H190ZM195 98H196V96H195ZM207 98H208V97H207ZM218 98H219V97H218ZM218 98H217V99H218ZM72 99H73V98H72ZM75 99H76V98H75ZM96 99H100V98H96ZM101 99H102V98H101ZM113 99H114V98H113ZM181 99H180V100H181ZM187 99H189V98H187ZM200 99H201V98H200ZM203 99H204V98L202 97V100H203ZM220 99H219V100H216V99H215V101H217V103H219L218 101H220ZM223 99H224V98H223ZM225 99H227V98H225ZM236 99H240V97H239V98H236ZM241 99H242V98H241ZM123 100H125V99H123ZM130 100H131V99H130ZM130 100H129V101H130ZM144 100H145V99H144ZM169 100H170V98L168 99V101H169ZM171 100H172V99H171ZM183 100H184V99H183ZM209 100H210V99H209ZM213 100H214V99H213ZM52 101H53V100H52ZM92 101H93V100H92ZM96 101H97V100H96ZM115 101H116V100H115ZM115 101H114V102H115ZM117 101H118V100H117ZM141 101H142V100H141ZM148 101H149V100H148ZM168 101H167V102H168ZM188 101H189V100H188ZM221 101H222V99H221ZM221 101H220V104L222 103ZM225 101H226V100H225ZM231 101H232V100H231ZM242 101H245V100H242ZM261 101H262V100H261ZM71 102H73V101H71ZM71 102H70V103H71ZM105 102H106V101H105ZM109 102H110V101H109ZM124 102H125V101H124ZM142 102H143V101H142ZM142 102H141V103H142ZM149 102H150V101H149ZM162 102H163V101H162ZM191 102H192V101H191ZM199 102H200V101H199ZM202 102H203V101H202ZM226 102H227V101H226ZM229 102H230V101H229ZM234 102H236V101L234 100ZM48 103H49V102H48ZM68 103H69V102H68ZM70 103H69V104H70ZM74 103H75V102H74ZM160 103H161V101H160ZM163 103H164V102H163ZM178 103H179V101H178ZM180 103H181V101H180ZM189 103H190V102H189ZM192 103H193V102H192ZM194 103H195V101H194ZM212 103L214 104L215 102L212 101ZM217 103H216V104H217ZM239 103H240V102H239ZM123 104H124V103H123ZM129 104H130V102H129ZM137 104H138V102H137ZM144 104L147 105V103H144ZM170 104H171V103H170ZM172 104H174V103H172ZM172 104H171V105H172ZM187 104H188V102H187ZM216 104H215V106H216ZM224 104H225V103H224ZM237 104H238V102H237ZM240 104H241V103H240ZM245 104H246V103H245ZM262 104H263V103H262ZM95 105H96V104H95ZM165 105H166V104H165ZM165 105H164V106H165ZM171 105H170V106H171ZM176 105H177V103H176ZM176 105H175V106H176ZM189 105H190V104H189ZM195 105H197V103H196ZM205 105H206V104H205ZM207 105H209V104H207ZM210 105H211V104H210ZM210 105H209V106H210ZM222 105H223V104H221V106H222ZM226 105L229 106V105H231V103H230L229 105H228V103H227ZM243 105H244V104H243ZM65 106H66V104H65ZM67 106H68V105H67ZM75 106H77V105H75ZM137 106H138V105H137ZM147 106H148V105H147ZM160 106L162 107V105H160ZM167 106H169V105H167ZM203 106H204V104H203ZM203 106H202V108H203ZM211 106H212V105H211ZM213 106H214V105H213ZM213 106H212V107H213ZM215 106H214V107H215ZM239 106H240V105H239ZM239 106H238V107H239ZM241 106H242V104H241ZM87 107H88V106H87ZM93 107H94V106H93ZM95 107H96V106H95ZM95 107H94V108H95ZM101 107H103V106H101ZM117 107H118V106H117ZM151 107H152V106H151ZM157 107L159 108L158 105H157ZM165 107H166V106H165ZM188 107H189V106H188ZM196 107H197V106H196ZM204 107H205V106H204ZM216 107H217V106H216ZM222 107H223V106H222ZM65 108H66V107H65ZM162 108H163V107H162ZM167 108H168V107H167ZM167 108H165V109H167ZM177 108H178V107H177ZM200 108H201V107H200ZM235 108H236V107H235ZM261 108H262V107H261ZM142 109H143V108H142ZM150 109H151V108H150ZM159 109H160V108H159ZM165 109H164V110H165ZM170 109H171V108H170ZM175 109H176V108H175ZM178 109H180V108H178ZM186 109H187V108H186ZM193 109H195V108H193ZM193 109H191V111H192ZM198 109H199V108H198ZM205 109H206V108H205ZM213 109H214V108H213ZM227 109H228V108H227ZM227 109H226V112H227V111L229 112V109H228V110H227ZM233 109H234V108H233ZM241 109H242V108H241ZM246 109H247V108H246ZM252 109H253V108H252ZM259 109H260V108H259ZM95 110H96V109H95ZM97 110H98V109H97ZM108 110H109V109H108ZM157 110H158V109H157ZM168 110H169V109H168ZM188 110H190V108H189ZM201 110H203V109H201ZM206 110H207V109H206ZM216 110L221 111V109L219 110L218 107H217ZM216 110H215V111H216ZM224 110H225V109H224ZM244 110H245V109H244ZM88 111H89V109H88ZM90 111H91V110H90ZM100 111H101V110H100ZM146 111H148V110H146ZM152 111H153V110H152ZM155 111H156V109H155ZM162 111H163V110H162ZM162 111H160V114H162ZM165 111H167V110H165ZM176 111H177V109H176ZM178 111H179V110H178ZM178 111H177V112H178ZM180 111H181V110H180ZM186 111H187V110H186ZM199 111H200V110H199ZM199 111H198V112H199ZM204 111H205V110H204ZM204 111H203V112H204ZM208 111H209V109H208ZM212 111H213V110H212ZM212 111H211V112H212ZM231 111L233 112V110H231ZM255 111H256V110H255ZM263 111H264V110H263ZM153 112H154V111H153ZM163 112H164V111H163ZM170 112H171V111H170ZM173 112H174V111H173ZM206 112H207V111H206ZM226 112H225V113H226ZM235 112H236V111H235ZM244 112H245V111H244ZM251 112H253V111H251ZM256 112H258V111H256ZM94 113H95V111H94ZM116 113H117V111H116ZM126 113H127V112H126ZM139 113H142V112H139ZM150 113H152V112L150 111ZM154 113H155V112H154ZM164 113H165V112H164ZM180 113H181V112H180ZM219 113H220V112H219ZM239 113H240V112H239ZM248 113H249V112H248ZM248 113H247V114H248ZM262 113H263V112H262ZM96 114H97V113H96ZM113 114H114V113H113ZM122 114H123V113H122ZM143 114H144V113H143ZM145 114H146V113H145ZM145 114H144V115H145ZM166 114H167V113H166ZM174 114H175V113H174ZM196 114H197V113H196ZM198 114H199V113H198ZM201 114H202V112H201ZM214 114H215V113H214ZM217 114H218V113H217ZM232 114H234V113H232ZM241 114H242V112H241ZM263 114H264V113H263ZM88 115H89V114H88ZM92 115H93V114H92ZM111 115H112V114H111ZM119 115H120V114H119ZM140 115H141V114H140ZM147 115H148V114H147ZM162 115H163V114H162ZM162 115H161V116H162ZM171 115H172V114H171ZM179 115H180V114H179ZM189 115H190V114H189ZM202 115H203V114H202ZM211 115H213V114L211 113ZM211 115H210V117H211ZM224 115H225V114H224ZM249 115H250V113H249ZM68 116H69V115H68ZM90 116H91V115H90ZM117 116H118V115H117ZM125 116H126V115H125ZM158 116H159V114H158ZM163 116L166 117L165 115H163ZM172 116H174V115H172ZM193 116H195V115H193ZM193 116H191V117H193ZM222 116H223V115H222ZM226 116H227V115H226ZM230 116H231V115H229V118H228V119L232 118V117H230ZM238 116H239V115H238ZM250 116H251V115H250ZM261 116H262V115H261ZM63 117H64V116H63ZM73 117H74V116H73ZM77 117H78V116H77ZM111 117H112V116H111ZM119 117H121V116H119ZM139 117H141V116H139ZM142 117H143V116H142ZM170 117H171V116H170ZM170 117H169V118H170ZM180 117H181V116H180ZM199 117H200V116H199ZM214 117H215V116H214ZM227 117H228V116H227ZM239 117H240V116H239ZM241 117H242V116H241ZM243 117L246 118L247 116H243ZM259 117H260V116H259ZM80 118H82V117H80ZM94 118H95V117H94ZM113 118H114V117H113ZM113 118H112V121L114 120ZM122 118H123V117H122ZM125 118H127V117H125ZM125 118H123V119H125ZM129 118H131V117L129 116ZM146 118H147V117H146ZM153 118H154V117H153ZM156 118H157V117H156ZM162 118H163V117H161V119H162ZM175 118H176V116H175ZM185 118H186V117H185ZM187 118H188V117H187ZM193 118H194V117H193ZM196 118H197V116H196ZM201 118H202V117H201ZM201 118H200V120H202ZM136 119H138V118H136ZM150 119H151V118H150ZM154 119H155V118H154ZM164 119H165V118H164ZM197 119H198V118H197ZM205 119H206V118H205ZM235 119H236V118H235ZM247 119H248V118H247ZM252 119H253V118H252ZM255 119H256V118H255ZM259 119H260V118H259ZM77 120H78V119H77ZM91 120H92V119H91ZM105 120H106V119H105ZM118 120H119V119H118ZM128 120H129V119H128ZM131 120H132V119H131ZM157 120H158V119H157ZM171 120H172V118H171ZM183 120H184V119H183ZM189 120H191V119H189ZM210 120H211V119H210ZM213 120H214V119H213ZM217 120H218V119H217ZM222 120H224V119H222ZM231 120H232V119H231ZM239 120H240V119H239ZM263 120H264V119H263ZM83 121H84V120H83ZM100 121H101V120H100ZM133 121H134V119H133ZM139 121H140V120H139ZM144 121H145V120H144ZM146 121H147V120H146ZM166 121H168V120H166ZM166 121H164V124H165ZM178 121H179V120H178ZM194 121H196V120H194ZM202 121H203V120H202ZM215 121H216V120H215ZM226 121H227V120H226ZM226 121H225V122H226ZM248 121H249V120H248ZM75 122H76V121H75ZM88 122H89V120H88ZM103 122H104V121H103ZM103 122H102V124H103ZM105 122H106V121H105ZM159 122H160V121H159ZM200 122H201V121H200ZM200 122H199V125L202 124V123H200ZM209 122H211V121H209ZM212 122H213V121H212ZM225 122H224V123H225ZM235 122H236V121H235ZM249 122H250V121H249ZM261 122H262V121H261ZM83 123L86 124V122H83ZM90 123H91V122H90ZM98 123H99V122H98ZM108 123H110V121H109ZM111 123H112V122H111ZM127 123L129 124L128 121H127ZM138 123H139V122H138ZM161 123H163V122H161ZM172 123H173V122H172ZM178 123H180V122H178ZM196 123H197V122H196ZM207 123H208V122H207ZM76 124H77V123H76ZM80 124H81V123H80ZM134 124H135V123H134ZM142 124H143V123H142ZM170 124H171V123H170ZM170 124H169V125H170ZM181 124H182V123H181ZM184 124H185V123H184ZM214 124H215V123H214ZM228 124H229V123H228ZM245 124H246V123H245ZM248 124H249V123H248ZM251 124H253V123H251ZM254 124H255V123H254ZM51 125H52V124H51ZM66 125L68 126V124H66ZM86 125H88V124H86ZM100 125H101V124H100ZM110 125H111V124H110ZM135 125H136V124H135ZM161 125H163V124H161ZM166 125H167V124H166ZM169 125H167L168 128H169ZM173 125L175 126V124H173ZM173 125H172V126H173ZM186 125H188V127H189V124H186ZM205 125H206V124H205ZM224 125H225V124H224ZM259 125H260V124H259ZM79 126H80V125H78V127H79ZM81 126H82V124H81ZM88 126H89V125H88ZM88 126H87V127H88ZM105 126H106V125H105ZM139 126H140V125H138V127H139ZM146 126H147V125H146ZM163 126H164V125H163ZM179 126H181V125L179 124ZM184 126H185V125H184ZM190 126H191V124H190ZM193 126H194V125H193ZM200 126H201V125H200ZM202 126H203V125H202ZM202 126H201L200 128H202ZM225 126H226V125H225ZM225 126H224V127H225ZM248 126H249V125H248ZM51 127H52V126H51ZM69 127H70V126H69ZM72 127H73V125H72ZM74 127H75V126H74ZM96 127H97V126H96ZM109 127H110V126H109ZM138 127H137V128H138ZM165 127H166V126H165ZM188 127H186V128L189 130L190 128H188ZM191 127H192V126H191ZM213 127H214V126H213ZM213 127H212V128H213ZM227 127H228V126H227ZM239 127H240V126H239ZM239 127H238V128H239ZM250 127H251V126H250ZM256 127H257V126H256ZM261 127H262V125H261ZM70 128H71V127H70ZM79 128H80V127H79ZM79 128H78V130H79ZM89 128H90V127H89ZM91 128H92V127H91ZM102 128H103V127H102ZM102 128H101V129H102ZM133 128H134V126H133ZM135 128H136V127H135ZM141 128H143V126H142ZM147 128H148V127H147ZM166 128H167V127H166ZM172 128H173V127H171V129H172ZM180 128H181V127H180ZM206 128H207V127H206ZM214 128H215V127H214ZM263 128H264V127H263ZM68 129H69V128H68ZM76 129H77V128H76ZM82 129H84V128H82ZM86 129H87V128H86ZM99 129H100V128H99ZM138 129H139V128H138ZM156 129H157V128H156ZM163 129H164V128H163ZM175 129H176V128H175ZM208 129H209V128H207V130H208ZM223 129H224V128H223ZM246 129H247V127H246ZM250 129H251V128H250ZM257 129H258V127H257ZM94 130H95V129H94ZM96 130H97V129H96ZM144 130H145V129H144ZM181 130H182V129H181ZM184 130H186V129H184ZM190 130H191V129H190ZM198 130H199V128H198ZM209 130H211V129H209ZM216 130H217V129H216ZM225 130H226V129H225ZM237 130H239V129H237ZM241 130H242V129H241ZM259 130H260V129H259ZM261 130H262V129H261ZM70 131H71V130H70ZM110 131H111V129H110ZM129 131H130V130H129ZM129 131H128V132H129ZM134 131H135V129H134ZM140 131H141V130H140ZM171 131H172V130H171ZM173 131H174V130H173ZM191 131H192V130H191ZM193 131H194V129H193ZM201 131H203V130H201ZM226 131H227V130H226ZM65 132H66V130H65ZM93 132H94V131H93ZM97 132H98V131H97ZM97 132H96V133H97ZM99 132H100V131H99ZM105 132H106V131H105ZM137 132H138V130H137ZM163 132H164V131H163ZM174 132H176V130H175ZM177 132H178V131H177ZM177 132H176V133H177ZM194 132H196V128H195V131H194ZM211 132H212V130H211ZM235 132H236V130H235ZM253 132H254V131H253ZM70 133H71V132H70ZM81 133H82V132H81ZM81 133H80V134H81ZM89 133H90V132H89ZM113 133H114V132H113ZM142 133H143V132H142ZM145 133H146V132H145ZM170 133H171V132H170ZM172 133H173V132H172ZM176 133H174V134H176ZM179 133H180V132H179ZM181 133H183V132H181ZM213 133H214V132H213ZM233 133H234V132H233ZM242 133H243V132H242ZM256 133H257V132H256ZM258 133H259V132H258ZM65 134H66V133H65ZM71 134H73V133H71ZM75 134H76V132H75ZM80 134L78 133V135H80ZM84 134H86V133H84ZM91 134H92V133H91ZM93 134H94V133H93ZM103 134H104V133H103ZM108 134H109V133H108ZM110 134H111V133H110ZM127 134H128V133H127ZM129 134H130V133H129ZM129 134H128V135H129ZM137 134H138V133H137ZM199 134H200V133H199ZM199 134H197V135H198L199 137H201V135H199ZM207 134H208V133H207ZM214 134H215V133H214ZM214 134H212V136H213ZM235 134H236V133H235ZM252 134H253V133H252ZM259 134H260V133H259ZM67 135H68V134H67ZM94 135H96V134H94ZM101 135H102V134H101ZM112 135H113V134H112ZM132 135H133V137H134V134H133V133H132ZM132 135H131V137H132ZM139 135H140V134H139ZM142 135H143V134H142ZM152 135H154V134H152ZM152 135H150V136H152ZM182 135H183V134H182ZM204 135H205V137H206V134H204ZM210 135H211V134H210ZM227 135H228V134H227ZM260 135H263V134H260ZM260 135H259V136H260ZM81 136H82V135H81ZM90 136H91V135H89V136L87 135V137H90ZM135 136H136V134H135ZM145 136H146V134H145ZM150 136H148V137H150ZM157 136H158V135H157ZM168 136H170V135H169V134L166 135V137H168ZM176 136H177V135H176ZM208 136H209V135H208ZM259 136H258V137H259ZM94 137H95V136H94ZM101 137H102V136H101ZM107 137L109 138V135H108ZM115 137H116V136H115ZM148 137H147V139L150 140V138H148ZM160 137H161V136H160ZM177 137H178V136H177ZM195 137H196V136H195ZM205 137H204V138H205ZM214 137H216V136H214ZM230 137H232V136H230ZM244 137H245V136H244ZM247 137H249V136L247 135ZM250 137H251V136H250ZM252 137H253V136H252ZM254 137H255V136H254ZM103 138H104V137H103ZM108 138H107V140H108ZM111 138H112V137H111ZM113 138H114V136H113ZM154 138H155V137H154ZM162 138H163V137H162ZM162 138H161V140H162ZM175 138H176V137H175ZM175 138H174V139H175ZM193 138H194V137H193ZM206 138H207V137H206ZM234 138H235V137H234ZM260 138H261V137H260ZM109 139H110V138H109ZM123 139H124V138H123ZM123 139H122L121 141H123ZM128 139L130 140V138H128ZM131 139H132V138H131ZM141 139H143V138H141ZM157 139H158V138H157ZM163 139H165V138H163ZM170 139H171V138H170ZM170 139H168V140H170ZM180 139H181V138H180ZM195 139H197V138H195ZM199 139H201V138H199ZM214 139H215V138H214ZM214 139H212V140H214ZM226 139H227V138H226ZM231 139H232V138H231ZM244 139H245V138H244ZM244 139H243V140H244ZM252 139H253V138H252ZM252 139H251V140H252ZM255 139L257 140V137H255ZM255 139H253V140H255ZM129 140H128V141H129ZM161 140L159 139V141H161ZM175 140H176V139H175ZM217 140H219V139H217ZM246 140H247V138H246ZM248 140H249V138H248ZM143 141H144V140H143ZM162 141H163V140H162ZM165 141H166V139H165ZM165 141H164V143H165ZM208 141H209V140H208ZM215 141H216V139H215ZM233 141H234V140H233ZM110 142H111V141H110ZM110 142H109V143H110ZM117 142H118V141H117ZM130 142H131V141H130ZM136 142H137V141H136ZM136 142H135V143H136ZM166 142H167V141H166ZM182 142H184L183 139H182ZM187 142L189 143V141H187ZM192 142H193V141H192ZM205 142H206V141H205ZM210 142H211V141H210ZM242 142L244 143V141H242ZM251 142H252V141H251ZM251 142H250V143H251ZM258 142H259V141H258ZM43 143H44V142H43ZM45 143H46V142H45ZM55 143H56V142H55ZM127 143H128V142H127ZM127 143H126V144H127ZM139 143H140V142H139ZM141 143H142V142H141ZM157 143H158V142H157ZM162 143H163V142H162ZM197 143H198V142H197ZM201 143H202V142H201ZM213 143H214V142H213ZM219 143H220V142H219ZM229 143H230V142H229ZM239 143H240V141H239ZM250 143H249V144H250ZM46 144H49V143H46ZM51 144H52V143H51ZM113 144H114V143H113ZM166 144H167V143H165L164 145H166ZM181 144H182V143H181ZM216 144H218V143H216ZM221 144H222V143H221ZM234 144H235V143H234ZM249 144L247 143V144H246V147H247ZM253 144H254V143H253ZM262 144H264V143H262ZM114 145H115V144H114ZM119 145H120V144H119ZM121 145H122V144H121ZM144 145H145V144H144ZM161 145H162V144H161ZM161 145H160V146H161ZM164 145H163V146H164ZM178 145H179V147L181 146L180 144H178ZM201 145H202V144H200V146H201ZM203 145H204V143H203ZM214 145H215V143H214ZM239 145H241V144H239ZM244 145H245V144H244ZM259 145H260V144H258V147H259ZM48 146H50V145H48ZM56 146H57V145H56ZM117 146H118V145H117ZM124 146H126V145H124ZM128 146H129V145H128ZM153 146H154V145H153ZM167 146H168V145H167ZM175 146H176V144H175ZM207 146H208V144H207ZM219 146H220V145H219ZM229 146H231V145H229ZM235 146H236V145H235ZM252 146H253V145H252ZM252 146H249V147L251 148ZM261 146H262V145H261ZM261 146H260V147H261ZM44 147H45V146H44ZM118 147H119V146H118ZM120 147H121V146H120ZM133 147H134V146H133ZM168 147H169V146H168ZM189 147L191 148L192 146H189ZM194 147H195V146H194ZM204 147H205V146H204ZM208 147H209V146H208ZM211 147H212V145H211ZM246 147H245V148H246ZM249 147H248V148H249ZM258 147H257V148H258ZM47 148H48V147H46V149H47ZM51 148L53 149V147H51ZM112 148H114V147H112ZM124 148H125V147H124ZM131 148H132V147H131ZM134 148H135V147H134ZM149 148H150V147H149ZM160 148H161V147H160ZM163 148H164V147H163ZM163 148H162V149H163ZM173 148H174V146H173ZM177 148H178V147H177ZM180 148H181V147H180ZM190 148H189V149H190ZM199 148H200V147H199ZM215 148H216V147H215ZM222 148H223V147H222ZM222 148H221V149H222ZM229 148H230V147H229ZM245 148H244V149H245ZM248 148H246V149H248ZM254 148H256V147H254ZM254 148H253V149H254ZM46 149H45V150H46ZM54 149H55V148H54ZM104 149H105V148H104ZM128 149H129V148H128ZM144 149H145V148H144ZM155 149H156V148H155ZM166 149H167V148H166ZM187 149H188V148H187ZM201 149H202V148H201ZM207 149H208V148H207ZM207 149H206V150H207ZM212 149H214V147H213ZM212 149H211V150H212ZM218 149H219V148H218ZM233 149H234V148H233ZM258 149H259V148H258ZM47 150H49V149H47ZM58 150H59V149H58ZM178 150H179V149H178ZM193 150H194V149H193ZM196 150H197V149H196ZM202 150H205V149H202ZM237 150H239V148H238ZM248 150H249V149H248ZM254 150H255V149H254ZM254 150H253V151H254ZM49 151H50V150H49ZM93 151H94V150H93ZM124 151H125V150H124ZM143 151H144V150H143ZM146 151H147V150H146ZM149 151H150V150H149ZM159 151H160V150H159ZM165 151H166V150H165ZM174 151H175V149H174ZM174 151H173V152H174ZM187 151H188V150H187ZM189 151H190V150H189ZM239 151H240V150H239ZM241 151H242V150H241ZM59 152H60V150H59ZM113 152H114V150H113ZM121 152H122V150H121ZM178 152H179V151H178ZM185 152H186V151H185ZM194 152H195V151H194ZM194 152H193V153H194ZM196 152H197V151H196ZM204 152H205V151H204ZM230 152H231V149H230ZM250 152H251V150H250ZM255 152H256V151H255ZM255 152H254V153H255ZM260 152H262V151H260ZM53 153H56V151L53 152ZM106 153L108 154L107 151H106ZM109 153H110V152H109ZM114 153H116V152H114ZM131 153H132V152H131ZM210 153H211V152H210ZM233 153H234V152H233ZM251 153H252V152H251ZM107 154H106V155H107ZM121 154H122V153H121ZM143 154H144V153H143ZM172 154H173V153H172ZM174 154H176V153H174ZM177 154H178V153H177ZM199 154H200V153H199ZM212 154H213V153H212ZM242 154H243V153H242ZM244 154H245V153H244ZM258 154H259V153H258ZM258 154L256 153L255 155H258ZM111 155H112V154H111ZM159 155H161V154H159ZM165 155H166V152H165ZM233 155H235V154H233ZM236 155H237V153H236ZM260 155H261V154H259L258 156L260 157ZM114 156H115V154H114ZM127 156H128V155H127ZM238 156H239V154H238ZM246 156H247V155H246ZM104 157H105V156H104ZM109 157H110V156H109ZM111 157H112V156H111ZM122 157H123V156H122ZM159 157H160V156H159ZM169 157H171V156H169ZM172 157H173V156H172ZM241 157H242V156H241ZM253 157H254V156H253ZM256 157H257V156H256ZM263 157H264V156H263ZM120 158H121V157H120ZM126 158H128V157H126ZM126 158H124V159L126 160ZM162 158H164V157L162 156ZM166 158H167V157H166ZM206 158H207V157H206ZM103 159H104V158H103ZM253 159H254V158H253ZM115 160H117V159H115ZM115 160L112 161V159H111L112 162H114ZM121 160H123V159H121ZM138 160H139V159H138ZM142 160H143V159H142ZM158 160H159V159H158ZM160 160H161V159H160ZM162 160H163V159H162ZM250 160H251V158H250ZM170 161H171V160H170ZM248 161H249V160H248ZM256 161H257V160H256ZM109 162H110V161H109ZM112 162H111V163H112ZM119 162H120V161H118V163H119ZM123 162H124V161H123ZM132 162H133V161H132ZM140 162H141V161H140ZM158 162H159V161H158ZM245 162H246V161H245ZM107 163H108V161H107ZM111 163H110V164H111ZM249 163H250V162H249ZM263 163H264V162H263ZM113 164H114V163H113ZM115 164H116V161H115ZM115 164H114V165H115ZM132 164H133V163H132ZM137 164H138V163H137ZM253 164H254V163H253ZM261 164H262V163H261ZM261 164H260V165H261ZM128 165H129V164H128ZM246 165H247V164H246ZM256 165H257V164H256ZM262 165H263V164H262ZM262 165H261L260 169L263 168ZM110 166H111V165H110ZM117 166H118V164H117ZM122 166H124V164H123ZM136 166H137V165H136ZM242 166H243V165H242ZM247 166H248V165H247ZM108 167H109V165H108ZM113 167H114V166H113ZM115 167H116V166H115ZM115 167H114V168H115ZM118 167H119V166H118ZM120 167H121V166H120ZM255 167H256V166H255ZM105 168H107V167H105ZM160 168H161V167H160ZM160 168H159V169H160ZM251 168H252V167H251ZM107 169H109V168H107ZM119 169H120V168H119ZM130 169H131V168H130ZM198 169H200V168H198ZM109 170H110V169H109ZM111 170H112V168H111ZM115 170H116V169H114V172H113V173H114V174H117L118 170H117L116 173H115ZM124 170H125V169H124ZM106 171H107V170H106ZM119 171H120V170H119ZM133 171H135V170H133ZM203 171H204V170H203ZM239 171H240V169H239ZM244 171H245V170H244ZM246 171H247V170H246ZM258 171H260V170H258ZM261 171H262V169H261ZM121 172H125V171H121ZM127 172H128V171H127ZM142 172H144V171H142ZM250 172H251V171H250ZM113 173H112V174H113ZM125 173H126V172H125ZM125 173H124V174H125ZM144 173H145V172H144ZM144 173H143V174H144ZM146 173H147V172H146ZM157 173H159V172H157ZM254 173H255V171H254ZM105 174H106V173H105ZM120 174H121V173H120ZM147 174H148V173H147ZM196 174H197V173H196ZM244 174H245V173H244ZM258 174H259V173H258ZM260 174H261V173H260ZM125 175H126V174H125ZM139 175H140V174H139ZM144 175H145V174H144ZM237 175H238V174H237ZM249 175H251V173H250ZM79 176H80V175H79ZM106 176H107V175H106ZM112 176H113V175H111L110 177H112ZM117 176H119V172H118V175H117ZM117 176H116V178H117ZM121 176H122V175H121ZM155 176H156V175H155ZM179 176H180V175H179ZM181 176H182V175H181ZM202 176H203V175H202ZM252 176H253V175H252ZM256 176H257V173H256ZM67 177H68V176H67ZM101 177H102L101 180H103V179L105 178V176H101ZM103 177H104V178H103ZM113 177H115V176H113ZM145 177H146V176H145ZM145 177H144V178H145ZM215 177H216V176H215ZM226 177H227V176H226ZM229 177H230V176H229ZM258 177H259V176H258ZM68 178H69V177H68ZM98 178H99V177H98ZM118 178H120V177H118ZM121 178H122V177H121ZM133 178H134V177H133ZM135 178H137V177H135ZM140 178H141V177H140ZM144 178H142V179H144ZM165 178H166V177H165ZM175 178H176V177H175ZM252 178H254V177H252ZM252 178H251V179H252ZM255 178H256V177H255ZM72 179H73V178H72ZM72 179H71V180H72ZM80 179H81V178H80ZM111 179H114V180H115V178H111ZM127 179H128V178H127ZM131 179H132V178H131ZM142 179H141V180H142ZM161 179H162V178H161ZM211 179H212V178H211ZM211 179H210V181H211ZM221 179H222V178H221ZM228 179H230V178H228ZM66 180H67V178H66ZM71 180H70V182H72ZM78 180H79V179H78ZM88 180H89V179H88ZM99 180H100V179H99ZM114 180H113V181H114ZM234 180H235V179H234ZM237 180H238V178H237ZM237 180H236V181H237ZM243 180H244V179H243ZM247 180H248V179H247ZM249 180H250V179H249ZM252 180H253V179H252ZM73 181H75V179H74ZM76 181H77V180H76ZM81 181H83V180H81ZM113 181H111V182L113 183ZM131 181H132V180H131ZM138 181H139V180H138ZM138 181H136V182H138ZM147 181H148V179H147ZM149 181H150V180H149ZM151 181H152V180H151ZM205 181H206V180H205ZM208 181H209V180H208ZM210 181H209V182H210ZM228 181H229V180H228ZM68 182H69V181H68ZM86 182H87V181H86ZM94 182H95V181H94ZM104 182H105V181H104ZM111 182H110V183H111ZM123 182H124V181H123ZM132 182H134V181H132ZM136 182H135V183H136ZM201 182H202V181H201ZM212 182H213V180H212ZM254 182H255V181H254ZM254 182H252V184H254ZM73 183H74V182H73ZM79 183H80V182L78 181V185H79ZM81 183H82V182H81ZM95 183H96V184H94V185L96 186V185H97V181H96ZM121 183H122V182H121ZM129 183H130V182H129ZM149 183H150V182H149ZM149 183H148V184H149ZM70 184H72V183H70ZM98 184L100 185V182H99V181H98ZM133 184H134V183H133ZM208 184H209V183H208ZM211 184H213V183H210V185H211ZM235 184H236V183H235ZM239 184H240V183H239ZM247 184H248V183H247ZM250 184H251V183H250ZM74 185H75V184H74ZM81 185H82V184H81ZM106 185H107V184H106ZM111 185H112V184H111ZM114 185H115V184H114ZM120 185H121V184H120ZM134 185H135V184H134ZM230 185H231V184H230ZM258 185H259V184H258ZM71 186H72V185H71ZM83 186H84V185H83ZM109 186H110V185H109ZM124 186H125V185H124ZM138 186H139V185H138ZM147 186H148V185H147ZM147 186H146V187H147ZM150 186H151V185H150ZM208 186H209V185H208ZM214 186H215V185H214ZM249 186H250V185H249ZM251 186H253V185H251ZM251 186H250V187H251ZM254 186H255V185H254ZM259 186H260V185H259ZM73 187H74V186H73ZM98 187H99V186H96V188H98ZM103 187H104V186H103ZM105 187H106V186H105ZM136 187H137V186H136ZM206 187H207V186H206ZM226 187H227V186H226ZM239 187H241V186H239ZM75 188H76V186H75ZM99 188H100V187H99ZM109 188H110V187H109ZM117 188H118V187H117ZM119 188H120V187H119ZM141 188H142V187H141ZM141 188H140V189H141ZM144 188H145V187H144ZM144 188H143V189H144ZM210 188H212V187H210ZM213 188H214V187H213ZM215 188H216V187H215ZM217 188H218V187H217ZM241 188H242V187H241ZM251 188H252V187H251ZM253 188H254V187H253ZM64 189H65V188H64ZM73 189H74V188H73ZM76 189H77V188H76ZM104 189H107L106 192H108V188H104ZM104 189H103V190H104ZM111 189H112V188H111ZM111 189H109V191H110ZM131 189H132V188H131ZM134 189H135V188H134ZM134 189H133V191H134ZM136 189H139V188H136ZM140 189H139V191H140ZM207 189H208V188H207ZM207 189H205V190H207ZM228 189L230 190L229 187H228ZM247 189H248V188H247ZM255 189H257V188H255ZM255 189H254V190L251 189V190H252V191H255V192L257 193V191H256ZM260 189H261V188H260ZM74 190H75V189H74ZM79 190H80V189H79ZM97 190H98V189H97ZM211 190H213V189H210V191H211ZM243 190H244V189H243ZM261 190H262V189H261ZM62 191H63V190H62ZM111 191H112V190H111ZM125 191H126V190H125ZM129 191H130V190H129ZM144 191H145V190H144ZM249 191H250V190H249ZM84 192H86V191H84ZM102 192H103V191H102ZM120 192H121V191H120ZM134 192H135V191H134ZM134 192H133V193H134ZM243 192H244V191H243ZM255 192H254V193H255ZM258 192H259V191H258ZM262 192H264V191H262ZM56 193H57V192H56ZM88 193H89V192H88ZM103 193H104V192H103ZM135 193H136V192H135ZM135 193H134V195H135ZM142 193H144V192H142ZM175 193H176V192H175ZM208 193H209V192H208ZM224 193H225V192H224ZM240 193H241V192H240ZM256 193H255V194H256ZM259 193H260V192H259ZM67 194H69V193H67ZM90 194H92V193H90ZM155 194H156V193H155ZM164 194H165V193H164ZM178 194H179V193H178ZM189 194H190V193H189ZM211 194H212V193H211ZM221 194H222V193H221ZM251 194H253V193L251 192ZM251 194H250V196H251ZM260 194H262V193H260ZM69 195H70V194H69ZM74 195H75V194H74ZM84 195H85V194H84ZM93 195H94V191H93ZM142 195H143V194H142ZM146 195H147V194H146ZM172 195H173V194H172ZM176 195H177V194H176ZM207 195H208V194H207ZM214 195H215V194H214ZM223 195H225V194H223ZM223 195H222V198L225 197V196H223ZM63 196H64V195H63ZM67 196H68V195H67ZM78 196H79V195H78ZM85 196H86V195H85ZM98 196H99V194H98ZM103 196H104V195H103ZM106 196H107V195H106ZM121 196H122V195H121ZM127 196H128V195H127ZM140 196H141V193H140ZM140 196L138 195V197H140ZM150 196H151V195H150ZM153 196H154V195H153ZM173 196L175 197V195H173ZM182 196H183V195H182ZM245 196H246V195H245ZM83 197H84V196H83ZM128 197H130V196H128ZM161 197H162V196H161ZM170 197H171V196H170ZM178 197H179V196H178ZM243 197H244V196H243ZM243 197H242V198H243ZM253 197H254V196H253ZM80 198H81V197H80ZM88 198H89V197H88ZM92 198H93V197H92ZM92 198H91V199H92ZM130 198H131V197H130ZM135 198H137V197H135ZM135 198H134V199H135ZM159 198H160V197H159ZM166 198H167V197H166ZM168 198H169V197H168ZM181 198H182V197H181ZM185 198H186V196H185ZM238 198H239V197H238ZM242 198H241V199H242ZM247 198H248V197H247ZM258 198H259V197H258V195H257V199H258ZM262 198H263V196H262ZM70 199H71V198H70ZM91 199H90V200H91ZM137 199H138V198H137ZM151 199H152V198H151ZM178 199H179V198H178ZM182 199H183V198H182ZM225 199H226V198H225ZM230 199H231V198H230ZM254 199H256V198L254 197ZM126 200H128V199H126ZM126 200H125V201H126ZM131 200H132V199H131ZM135 200H136V199H135ZM140 200H141V199H140ZM154 200H155V199H154ZM185 200H186V199H185ZM247 200H249V199H247ZM258 200L261 201L262 199L260 198V199H258ZM263 200H264V198H263ZM68 201H69V200H68ZM76 201H77V200H76ZM76 201H75V203H76ZM170 201H171V200H169V202H170ZM174 201H176V200L174 199ZM174 201H173V202H174ZM183 201H184V200H183ZM229 201H230V200H229ZM229 201H228V202H229ZM245 201H246V200H245ZM70 202H71V201H70ZM78 202H80V201H78ZM101 202H102V201H101ZM109 202H111V201H109ZM117 202H118V201H117ZM127 202L129 203V201H126V203H127ZM192 202H193V201H192ZM247 202H248V201H247ZM68 203H69V202H68ZM84 203H85V202H84ZM107 203H108V201H107ZM122 203H125V202L123 201ZM136 203H137V202H136ZM158 203H159V202H158ZM184 203H185V202H184ZM229 203H230V202H229ZM229 203H227V204H229ZM245 203H246V202H245ZM250 203H251V202H250ZM256 203H257V205H258L260 202L258 203V201L256 200V201L254 202L255 206H256ZM66 204H67V203H66ZM73 204H74V202H73ZM73 204H72V205H73ZM78 204H79V203H78ZM80 204H81V203H80ZM80 204H79V205H80ZM87 204H88V203H87ZM110 204H112V203H110ZM132 204H135V203H132ZM138 204H139V203H138ZM142 204H143V203H142ZM144 204H145V203H144ZM160 204H161V203H160ZM169 204H170V203H169ZM235 204H236V203H235ZM238 204H240V203H238ZM243 204H244V203H243ZM247 204H248V203H246V205H247ZM251 204H252V203H251ZM251 204H249V206H250ZM72 205H71V207H72ZM82 205H83V204H82ZM85 205H86V204H85ZM123 205H124V204H123ZM140 205H141V204H140ZM147 205H148V204H147ZM147 205H146V206H147ZM176 205H177V204H176ZM216 205H217V204H216ZM216 205H215V203H214V206H216ZM236 205H237V204H236ZM261 205H263V203H261ZM88 206H90V205H88ZM124 206H125V205H124ZM128 206H129V205H128ZM131 206H132V205H131ZM149 206H150V205H149ZM173 206H174V205H173ZM198 206H199V205H198ZM207 206H208V205H207ZM209 206H211V205H209ZM219 206H220V205H219ZM237 206H238V205H237ZM239 206H241V205H239ZM239 206H238V207H239ZM247 206H248V205H247ZM247 206H246V207L244 206V207L247 208ZM258 206H259V205H258ZM91 207H93V206L91 205L90 208H91ZM126 207H127V206H126ZM129 207H130V206H129ZM135 207H137V206H135ZM144 207H145V205H144ZM200 207H201V206H200ZM233 207H234V206H233ZM238 207H237V208H238ZM256 207H257V206H256ZM263 207H264V205H263ZM73 208H74V207H73ZM86 208H87V207H86ZM93 208H94V207H93ZM93 208H91V209H93ZM112 208H113V207H112ZM131 208H132V207H131ZM194 208H195V207H194ZM198 208H199V207H198ZM216 208H218V207H216ZM231 208H232V207H231ZM240 208H241V207H240ZM240 208H238V209H240ZM64 209H65V208H64ZM91 209H90V210H91ZM114 209H115V208H113V210H114ZM129 209H130V208H129ZM138 209H139V211L141 210L140 207H139ZM145 209H146V207H145ZM145 209H143V211H144ZM189 209H190V208H189ZM201 209H202V208H201ZM205 209H206V207H205ZM220 209H221V207H220ZM223 209H224V207H223ZM238 209H237V210H238ZM242 209H243V207H242ZM259 209H260V208H259ZM261 209H262V207H261ZM261 209H260V210H261ZM81 210H82V209H81ZM86 210H87V209H86ZM90 210H89V211L87 210L88 213L90 212ZM120 210H121V209H120ZM124 210H125V209H124ZM208 210H209V209H208ZM213 210H214V209H213ZM65 211H67V210H65ZM72 211H73V209H72ZM84 211H85V210H84ZM91 211L94 212V210H91ZM216 211H217V209H216ZM221 211H222V209H221ZM228 211H229V213H231V210L228 209ZM251 211H252V209H251ZM75 212H76V211H75ZM116 212H118V211H116ZM151 212H152V211H150V213H151ZM206 212H207V211H206ZM214 212H215V211H214ZM219 212H220V211H219ZM253 212H254V211H253ZM260 212H261V211H260ZM260 212H259V213H260ZM66 213H67V212H66ZM84 213H85V212H84ZM129 213H130V212H129ZM134 213H135V212H134ZM147 213H148V212H147ZM202 213H203V212H202ZM202 213H201V215H203V217H204V214H205V213H204V214H202ZM209 213H210V211H209ZM227 213H228V212H227ZM227 213H226V214H227ZM229 213H228V215H229ZM232 213H234V212H232ZM248 213L251 214L250 211H248ZM255 213L257 214L258 211H257V212L255 211ZM261 213H262V212H261ZM73 214H74V213H73ZM77 214H78V213H77ZM79 214H80V213H79ZM95 214H96V212H95ZM132 214H133V213H132ZM157 214H158V213H157ZM191 214H192V213H191ZM215 214H216V213H215ZM256 214H255V215H256ZM74 215H75V214H74ZM92 215H93V214H92ZM144 215H145V213H144ZM146 215H147V214H146ZM210 215H211V213H210ZM210 215H209V216H210ZM218 215H220V214H218ZM222 215H223V214H221V216H222ZM224 215H225V214H224ZM258 215H260V214H258ZM258 215H256V216H258ZM85 216H86V215H85ZM85 216H84V217H85ZM123 216H124V215H123ZM199 216H200V215H199ZM213 216H214V215H213ZM221 216H220V218H221ZM244 216H245V215H244ZM72 217H73V216H72ZM77 217H78V216H77ZM94 217H95V216H94ZM119 217H120V216H119ZM156 217H157V216H156ZM222 217H223V216H222ZM224 217H225V216H224ZM249 217H251V216H249ZM253 217H255V216H253ZM86 218H87V217H86ZM89 218H90V216H89ZM150 218H151V217H150ZM194 218H195V217H194ZM230 218H231V217H230ZM247 218H248V215H247ZM247 218H246V221H247ZM257 218H258V217H257ZM95 219H96V218H95ZM97 219H98V218H97ZM125 219H126V218H125ZM153 219H154V218H153ZM204 219H205V218H204ZM221 219H222V218H221ZM251 219H253V218H251ZM72 220H73V219H72ZM77 220H78V219H77ZM135 220H136V219H135ZM222 220H223V219H222ZM231 220L234 221V219H231ZM244 220H245V219H244ZM93 221H94V220H93ZM132 221H133V220H132ZM136 221H137V220H136ZM150 221H151V220H150ZM223 221H224V220H223ZM227 221H228V218H227ZM70 222H71V221H70ZM88 222L90 223V220H88ZM91 222H92V221H91ZM139 222H140V221H139ZM139 222H138V223H139ZM195 222H196V221H195ZM198 222H199V221H198ZM204 222H205V221H204ZM230 222H231V221H230ZM129 223H130V222H129ZM163 223H164V222H163ZM253 223H254V221H253ZM255 223H256V222H255ZM85 224H86V223H85ZM97 224H98V223H97ZM113 224H114V223H113ZM166 224H167V223H166ZM220 224H221V223H220ZM227 224H228V223H227ZM230 224H231V223H230ZM114 225H115V224H114ZM124 225H125V224H124ZM134 225H135V224H134ZM161 225H163V224H161ZM188 225H189V223H188ZM191 225H192V224H191ZM218 225H219V224H218ZM83 226H84V225H83ZM137 226H138V225H137ZM139 226H140V225H139ZM145 226H146V225H145ZM192 226H193V225H192ZM192 226H191V227H192ZM202 226H203V225H202ZM204 226H205V225H204ZM214 226H215V225H214ZM221 226H223V225H221ZM81 227H82V226H81ZM94 227H96V226H94ZM128 227H129V226H128ZM135 227H136V226H134V229H135ZM166 227H167V226H166ZM191 227H190V228H191ZM193 227H194V226H193ZM200 227H201V226H200ZM230 227H231V225H230ZM87 228H89V227H87ZM163 228H164V227H163ZM207 228H208V227H207ZM213 228H214V227H213ZM246 228H247V227H246ZM134 229H133V230H134ZM242 229H243V228H242ZM244 229H245V227H244ZM109 230H110V229H109ZM123 230H124V229H123ZM140 230H141V229H140ZM142 230H144V229H142ZM153 230H154V229H153ZM160 230H161V229H160ZM205 230H206V229H205ZM210 230H211V229H210ZM238 230H239V229H238ZM248 230H249V229H248ZM255 230H256V229H255ZM257 230H258V229H257ZM80 231H81V230H80ZM95 231H96V230H95ZM95 231H94V232H95ZM127 231H128V230H127ZM129 231H130V230H129ZM134 231H136V230H134ZM156 231H157V230H156ZM190 231H191V229H190ZM201 231H202V229H201ZM251 231H252V230H251ZM78 232H79V231H78ZM83 232H84V231H83ZM97 232H99V231L97 230ZM130 232H131V231H130ZM141 232H142V231H141ZM147 232H148V231H147ZM159 232H160V231H159ZM260 232H261V231H260ZM87 233H88V232H87ZM124 233H125V231H124ZM149 233H150V232H149ZM153 233H154V232H153ZM105 234H106V233H105ZM130 234H131V233H130ZM146 234H147V233H146ZM157 234H159V233H157ZM157 234H156V235H157ZM211 234H212V233H211ZM238 234H239V233H238ZM251 234H252V233H251ZM251 234H250V235H251ZM253 234H254V233H253ZM89 235H90V234H89ZM92 235H93V234H92ZM136 235H138V234H136ZM156 235H155V236H156ZM161 235H162V234H161ZM214 235H215V234H214ZM86 236H87V235H86ZM103 236H104V234H103ZM144 236H145V235H144ZM144 236H143V238H144ZM151 236H152V233H151ZM155 236H153V238H154ZM211 236H212V235H211ZM248 236H249V235H248ZM253 236H254V235H253ZM256 236H257V235H256ZM159 237H162V236H159ZM159 237H158V238H159ZM205 237H206V236H205ZM215 237H216V236H215ZM86 238H87V237H86ZM99 238H100V237H99ZM108 238H109V237H108ZM108 238L105 239L106 242H107ZM134 238H135V237H133V239H134ZM141 238H142V237H141ZM145 238H146V236H145ZM151 238H152V237H151ZM151 238H150V241L153 240V239L151 240ZM207 238H208V237H206V239H207ZM257 238H259V236H257ZM262 238H263V237H262ZM80 239H81V238H80ZM84 239H85V238H84ZM111 239H112V238H111ZM208 239H209V238H208ZM93 240H94V239H93ZM96 240H97V239H96ZM126 240H127V239H126ZM135 240H136V239H135ZM138 240H139V239H138ZM145 240H146V239H145ZM214 240H215V239H214ZM84 241H86V240H84ZM98 241H99V239H98ZM158 241H159V239H158ZM253 241H254V240H253ZM263 241H264V240H263ZM131 242H132V241H131ZM163 242H164V241H163ZM205 242H206V241H205ZM207 242H208V241H207ZM209 242H210V241H209ZM83 243H84V242H83ZM139 243H140V240H139ZM263 243H264V242H263ZM84 244H85V243H84ZM108 244H110V243H108ZM133 244H134V242H133ZM135 244H136V243H135ZM145 244H146V243H144V245H145ZM151 244H152V243H151ZM151 244H150V245H151ZM153 244H155V243H153ZM158 244H159V242H158ZM215 244H216V243H215ZM87 245H88V244H87ZM89 245H91V244H89ZM94 245H95V244H94ZM144 245H143V246H144ZM161 245H162V244H161ZM189 245H190V243H189ZM206 245H207V244H206ZM206 245H205V246H206ZM208 245H209V244H208ZM92 246H93V245H92ZM126 246H127V245H126ZM137 246H139V244H138ZM146 246H147V245H146ZM163 246H164V244H163ZM104 247H106V246H104ZM133 247H134V245H133ZM158 247H159V246H158ZM161 247H162V246H161ZM164 247H165V246H164ZM188 247H189V246H188ZM193 247H194V246H193ZM140 248H141V247H140ZM144 248H145V247H144ZM173 248H174V247H173ZM177 248H178V246H177ZM186 248H187V247H186ZM194 248H195V247H194ZM202 248H203V246H202ZM208 248H209V247H208ZM217 248H218V247H217ZM219 248H220V247H219ZM219 248H218V249H219ZM260 248H261V247H260ZM260 248H259V249H260ZM154 249H155V248H154ZM156 249H157V248H156ZM156 249H155V250H156ZM160 249H161V248H160ZM179 249H180V247H179ZM191 249H192V248H191ZM223 249H224V248H223ZM164 250H165V249H164ZM167 250H168V248H167ZM187 250H188V249H187ZM203 250H204V249H203ZM263 250H264V248H263ZM140 251L143 252L142 249H140ZM140 251H139V252H140ZM175 251H176V250H175ZM196 251H197V249H196ZM139 252H137V254H138ZM165 252H166V251H165ZM179 252H180V250H179ZM174 253H175V252H174ZM182 253H183V251H182ZM211 253H212V252H211ZM263 253H264V252H263ZM161 254H162V253H161ZM170 254H171V253H170ZM213 254H214V253H213ZM157 255H158V254H157ZM165 255H167V254H165ZM168 255H169V254H168ZM184 255H185V259H186V255H189V254H185V253H184ZM202 255H203V254H202ZM215 255H216V253H215ZM215 255H214V256H215ZM218 256H219V255H218ZM218 256H217V257H218ZM171 257H172V256H171ZM177 257H178V256H177ZM195 257H196V256H195ZM168 258H169V257H168ZM175 258H176V257H175ZM190 258H191V257H190ZM204 258H205V256H204ZM218 258H219V257H218ZM254 258H255V257H254ZM173 259H174V258H173ZM179 259H180V258L178 257L177 260H179ZM182 259H183V258H182ZM207 259H208V256H207ZM210 259H211V258H210ZM210 259H209V260H210ZM189 260H190V259H189ZM193 260H194V259H193ZM200 260H201V259H200ZM187 261H188V260H187ZM195 261H196V260H195ZM201 261H202V260H201ZM219 261H220V260H219ZM222 261H223V260H222ZM169 262H170V261H169ZM171 262H172V261H171ZM181 262H183V261H181ZM184 262H186V261L184 260ZM208 262H209V261H208ZM95 263H96V262H95ZM98 263H99V262H98ZM187 263H188V262H187ZM203 263H204V262H203ZM210 263H211V262H210ZM224 263H225V259H224ZM177 264H178V263H177ZM182 264H183V263H182ZM204 264H206V263H204ZM207 264H209V263H207ZM215 264H216V263H215Z\"/></svg>",
  "mask_w": 264,
  "mask_h": 264
}]
</instances>
